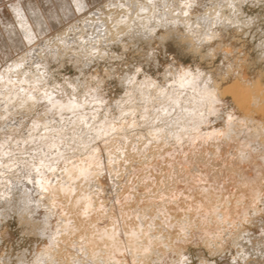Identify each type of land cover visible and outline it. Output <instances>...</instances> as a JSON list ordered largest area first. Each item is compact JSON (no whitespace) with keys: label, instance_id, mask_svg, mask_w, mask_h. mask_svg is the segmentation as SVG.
Listing matches in <instances>:
<instances>
[{"label":"bare ground","instance_id":"obj_1","mask_svg":"<svg viewBox=\"0 0 264 264\" xmlns=\"http://www.w3.org/2000/svg\"><path fill=\"white\" fill-rule=\"evenodd\" d=\"M30 1L31 0H28L27 2L25 1L28 4V5L26 4V6H28V8H27L28 9L27 10L28 13L23 11V9L21 8L22 6H20V3H12V4H15V5H11V7L13 8L12 11L15 13V18H16L17 23H18L17 25L19 26V29H20V30H18V28L17 29H12V28L8 27V25H9L8 22H7L8 25L6 24L7 28H6L5 32L8 33V36H9L8 38L11 39L10 40L11 41L10 45L13 44V47H15V46L17 47L20 44L22 46L23 40L21 38L22 37L21 35H23L25 38H27L31 42L36 37V35L38 34L36 32H39V31L42 32L45 29H48L49 22L50 23H52V22L55 23L56 21H58L57 18H59L58 17L59 13L56 12L58 10L55 11L54 7L60 8L59 10L61 11V16H63L64 18L70 16L71 13L74 14V12L76 10L86 7L85 6L86 5V1L85 0H57L58 2H56L52 6L54 9L53 8L50 9V11L48 12V16H47V13L45 14L46 16H44L42 10H40L41 8H39L37 5L33 4L32 1L31 2ZM70 1L72 2L73 7H75L74 4L76 5V9H75L74 12L73 11L71 12L72 5H71ZM119 1H121V0H119ZM119 1L117 0V3L115 2V4L116 5L119 4L118 3ZM198 1H200L199 3H202L203 0L202 1L201 0H128V1H125V3L131 4L130 7L124 5V8H126V7H128V8H126V9L123 8V10L124 11L126 10L128 13H126L124 11H121L122 10L121 9L120 10L121 13L123 12L125 16L124 15L123 16L115 15L116 17L113 16V18L111 17V15H114L115 13H113V14L111 13L110 14L111 10L113 9V8L110 9V7H113V6H110L108 4V5H106L107 7L96 8V11L93 10V12L95 11L94 14H98L99 13V16H98L97 19L94 18L95 21L93 20V26L95 25L94 28L97 27L98 31H97L96 34L95 33L93 34V32H94V28H93V30H89L87 32V33H90L92 31L91 35L93 37H91V39L89 41H91L92 38L95 41L94 35L95 36L98 35L99 32H100V34L101 33L102 34H104V33L106 34V35L104 34L106 36V38L103 37V35L99 36L100 38L103 37L102 39H100L101 42L102 41L103 42H106V41L108 42V40H110V37H111V40H112L113 37H114V39H115V37H118V36L120 37L121 33H123V35L126 34L125 32H128V37L132 38V39L133 38H135V39L136 38H142V37L143 38L144 37L148 38V35L149 36L153 35L152 33H154V31L156 30V27L158 28V26H164V25H165V29L164 30L167 29V31H166L167 33L166 32H163V33L168 35V34H170V31H171V30H169V33H168L169 24L171 25V27L169 29H171V28L173 29V27L176 28L178 26V24H180V25L182 24L184 26H187L186 29H183V31L187 30L188 26H190L189 28H191V32H189V35L187 33H188V31L190 29L185 31V32H187L186 36H185V33H183L182 31L180 32V30H182V29H180L178 31V32H180V34L183 33V36L181 34L182 37H180V35L178 34L179 37L182 38L183 41L186 40L187 43L190 44V46H193V40H191V39H193L194 36L196 38V36L198 35L197 33H199V36L197 37V40L200 41V42L201 41L202 42L205 41V43H206V41H208V42L210 41L211 42V40L217 35H219L220 37H223L225 35V33L229 34V33L226 32L224 27L223 28L222 27H218L217 28V26H218L217 24L218 23L216 22V20H218L217 19L218 17L219 18H221V17L219 16L220 14L218 13L219 9H217L216 6H215L216 8H212V9L205 8V11H201V12L198 11L199 15H194V18H192L193 14L192 15L191 14H189V15H184L183 14L185 12L188 14V12H190L189 10H191V8L193 9L192 6L197 4ZM215 1H217V0H215ZM218 1H220L219 3H222V5L224 7H225L226 3L230 2V0H227L225 2V5H224V3H223L224 0H223V2H221L222 0H218ZM240 1L242 3L243 0H240ZM106 2H104V3L107 4ZM121 2H120V5H121ZM231 2L232 3H229V4L230 5L231 4L234 5L233 2H235V0H231ZM236 2H237V0H236ZM236 2H235V4H236ZM125 3L123 1V4H125ZM237 3H239V2H237ZM112 4H114V0H113ZM173 4L177 5L176 7H174L175 9L173 8V6H174ZM217 5L219 7L220 4H217ZM135 6H136V8H135ZM206 6H208V5H206ZM117 7H118V5H117ZM226 7H228V9H229L230 7H233V6L229 7L228 5H226ZM201 8H203V7H201ZM219 8H221V6ZM237 8L238 7H236V9ZM116 9L117 8L113 9L112 12H114V10H115V12H117L119 8L117 9V11H116ZM236 9H235L234 13H237ZM233 10H234V8H233ZM233 10L230 9V11H232V14H233ZM43 11H45V10H43ZM176 11L177 12L179 11L180 14L179 15L175 14ZM198 12H197V14H198ZM219 12L222 13V9ZM229 13H230V15H232L231 12H229ZM27 14H29L31 19H30V17L29 18L27 17ZM86 14H88V13H86ZM224 16H222V17H224ZM5 17H4V19H5ZM90 17H88L89 20H90ZM227 17H228V15H227ZM227 20L229 21V17H228V19H226V22H227ZM250 20L251 19H249V21ZM248 22L245 21V23H248ZM53 23H52V26H53ZM84 23L82 22V25ZM111 23H113V24H111ZM230 23H232V22H230ZM230 23L228 22L229 25H230ZM86 24H89L88 21H86V23L84 24L87 27L88 25H86ZM222 24H224V22ZM11 25H13V24H11ZM71 25L73 26V24H71ZM84 25L82 27H84ZM135 25L137 27H135ZM166 25H167L168 28H166ZM219 25H220V23H219ZM232 25H233V23H232ZM238 25H240V22H239ZM248 25H249V23H248ZM75 26L76 25L73 26L74 31H71V33L72 32L74 33L76 31L75 30V28H76ZM179 26H178V28H179ZM193 26H194V28H193ZM221 26H223V25H221ZM224 26L226 27V25H224ZM71 27H70V29H71ZM235 27H236V24H235ZM79 28H78V30H80V31L83 30V28L82 29L81 28L79 29ZM91 28L88 26L87 30L91 29ZM161 29H163V27L160 28V30L159 29H157V30L161 31ZM66 30L64 29V31H65L64 35L61 36V37H58L57 40L52 41L53 39H49V40L47 39L48 41L45 40V41H41V44L38 43L40 45L36 44L34 47L32 46L33 48L30 50V54L31 55L28 54V55H30V59L32 58L31 56L38 55L37 58H36V56H34V57L37 60L39 59V61H40V58H42L41 63L45 64V61H44V57L45 56L41 57L39 55L40 52H42V51H40L41 48H46L47 50L49 49V51H47V52H49L50 54L51 53H56L57 54V51H56L57 49H59L58 50V53H59V51L62 50V47L64 49H66L65 46H67V47L71 46L72 45L71 43H72L73 34H71L72 35V37H71L70 36V32L68 33ZM164 30H162V31H164ZM80 31H78V32H80ZM158 31H157V33H158ZM173 31H174V29H173ZM192 31L196 35L193 36ZM235 32H236V30H235ZM163 33L161 32V34H163ZM190 33L192 34L193 37L190 36ZM236 33H238V32H236ZM77 34L78 33H76V35L74 34L75 37L73 38V42L76 40L75 38H76ZM83 34L81 33V35H83ZM161 34H159V35H161ZM88 35H90V34H87L86 36L83 35V36L86 38ZM232 35H236V34L233 33ZM161 36L164 37V38L166 37L165 35H161ZM228 36L229 35H227L226 38L230 37V36L229 37ZM84 37L81 38L83 41L80 39L82 42H86V40L84 41ZM89 37L90 36H88L87 38H89ZM97 37H96V39L99 38V37L98 38ZM162 37H160V39H164ZM78 38H79V36H78ZM149 38H151V36ZM114 39H113V41H114ZM223 39H224V37H223ZM115 40H117V38ZM220 40H222V39H220ZM76 41L73 44L75 45V43H76V45H78V48H79V46L82 45V44H80L82 42L80 41V43H79L78 42L79 40L77 42ZM89 41L86 42V43H91ZM2 42H5V41H2ZM96 42H97V44H95L96 46H95L94 52H96V55L98 57L99 52L102 51L100 47H102L103 45L102 46H100V44L98 45L99 40H96ZM101 42H99V43H101ZM109 42H111V41H109ZM86 43H84V44H86ZM195 43H197V41ZM199 43H197V44L199 45ZM93 44H94V42H93ZM200 44H203V43H200ZM1 45H3V44H1ZM74 45H72L71 47H74ZM121 45H123V44H121ZM220 45H221V43H219L217 45V47L214 46V48H215L214 51L215 50H219ZM84 46H81V47H84ZM195 46H193V47H195ZM71 47H69L68 49H70ZM93 47H94V45L92 46V48ZM198 47L199 46H197V48ZM2 48H4L6 50V46H4V47L2 46ZM84 48H86V46ZM92 48H90L91 51H92ZM197 48H195L194 50H198L199 49V48L198 49ZM220 48H222V47H220ZM209 49L211 51L212 48H209ZM88 50H89V48H88ZM73 51L75 52L76 50H73ZM87 51L85 52V50H83V48H82L81 52L87 53ZM91 51L89 53H91ZM38 52H39V54H38ZM77 52H79V51H76L75 53H77ZM104 53H105V51H104ZM4 54H7V53L5 52ZM101 54L102 53H100V55ZM61 55H62V53H61ZM85 55L87 56V54H85ZM90 55H92V54H90ZM94 55L95 54H93V56ZM102 55H101V57H102ZM53 56H54V54H53ZM28 58H29V56H28ZM35 58L33 59L34 62L31 60L32 61L31 63H36L37 62ZM87 58L88 57H85V59H87ZM87 61H85V62H87ZM19 64H21V60L19 62H17L16 64H14L13 67L16 66L15 68L17 70V68H20V67H18ZM24 64H26V63H24ZM39 65L42 67V65L40 63L38 64V66ZM46 65L47 64H45V67H47ZM9 66H11V65H9ZM225 67L227 68V67H229V65L225 66ZM188 68L185 69V67H184V70H181L179 73L175 74L173 76V80L171 82H168L167 85H165V84L158 85L159 83L158 84L157 83L154 84L153 82H155V81H153V80H148V81L145 80L147 82L144 81V82H142V84H140V86L137 85L138 88L133 89V91L131 89L132 86L129 85L130 87H128L127 91H125L128 94H126L125 97H123L120 101L118 100L119 102L117 103V104H119L118 106H119V109H120L119 110L120 113H123L124 111L125 112L126 111H128V112L129 111H134L135 109H137V112H138V110H140L139 112H142L144 114V115H141V116H143V118L145 117L144 118L145 120L142 121L143 119H141L140 122H138V120H137L138 123H141V121H142L143 125L141 126V124H142L141 123L140 125L136 124V126L137 127H141V128L145 126L144 127L145 129H139L140 131L142 130L141 134L143 136H141V134H140L141 137L147 136V138L149 137L151 140L155 139L156 142L158 141L157 143L155 142V145L152 143L153 141L151 142L153 144V147H154V146H156V144H158L160 142V140H161L160 138H166V141H168V142H169V140L171 138L169 143H171L173 138L175 139L174 142H176V140L178 142H180V140L185 138L184 134L186 132L188 133L190 131V129L194 130L195 133L200 132V133L204 134V131L201 132L200 127L203 126L202 124H204V126L206 125V123L208 121L207 115L208 114L210 115L211 113H216L217 114V112L218 113L222 112V114L220 116L225 115L228 118V119L227 118L226 119L228 120V123L230 125L234 124V127H235V125L237 126V129L230 126L234 130L236 129V130L239 131V132L236 131V134H238L240 132L244 133L245 139L241 135L242 137H241V140L239 139V141L243 142L242 141V139H243L244 141L246 140L249 143L250 142L251 143L254 142L255 146H256V144L259 145L260 148H258V145L256 147L259 149L258 151H262L261 152L262 155L260 156V154H258L259 152H257V150H255V152H257L258 156L263 157L262 158V162H264V84L261 82V80L258 79V78H257V80H252L250 78L248 79L247 77H246L247 78L246 79L245 76H244V73H243V75L242 74L238 75V74H235L236 72H231V71H229L230 73H228V74H230V76L227 77V78H224V77H225V75L227 74L228 71L224 72L223 75L222 74L219 75L220 77L224 76L223 77L224 79L220 80V77L219 76H218L219 78L217 77L218 74H215L216 72L215 73L213 72V74H215L214 75L215 77H214L212 73H211L212 75H210L209 73H206L205 75L200 74V73H202V71L201 72H197L196 71V73H193L194 71L192 72ZM226 68H225V70H227ZM229 68H228V70H231ZM39 69H40V67H39ZM218 71H221V70H218ZM30 73L32 75L34 74L31 71H30ZM8 74H9V72L7 73V71H6L0 76V96H3L2 98L1 97L0 98L4 102V106H3L4 108L3 109L6 110L4 112H7V113L9 112L8 114L10 115V112H11L10 107H13L12 104H14V106H15V104L17 103L16 105H18L19 108L20 107H22V108H20L19 110L17 108V110L15 109L16 111L14 109H12V111L13 110L15 112H17V111L19 112L20 110L21 111H25L26 113H24V114H28V117L27 116L20 117L21 114L19 113L20 116H18V117H20V119H18V117H14V116L13 117L11 116L10 118L9 117L6 118L7 116H5V113L3 114V110L0 112V113L3 114V115L0 114V157H1L0 158V165H1V161L4 160L3 158H5V159L8 158V160L4 161L5 163L7 162V164L5 165V170L2 169L3 168L2 165L0 166V203H3L2 205H0V222H1V220H3L8 215L9 212L10 213L11 212L17 213L20 217H23V218H27V217L31 218L32 217L34 219H37L38 222H36V223H38V224H36V226L34 228L37 230V233L39 234V236L42 237V238L41 237L40 238L43 239V241L46 242V243L43 242L44 246L41 247V249L39 248V250L37 249L38 251L36 250L37 251L35 253L36 256H35V258L32 261H25V260L23 261L22 259H20L19 262L17 261L14 264H55L57 262V260H59V263H56V264H85V263H88L90 260L93 261L92 263L97 261V263H99V264H119V263H122V261H123L122 259L123 258L125 259L124 262L127 259L125 257L126 255L123 252L125 250H126L125 252L130 251L131 256L134 258V261H132L134 264H151V261H153L155 257H157V258H155V260L156 259L159 260V258H160V260L162 261V264H169L171 261L174 262V264H176V262L178 264H180L181 262L183 263V261L185 262L188 259L187 258V254L184 251V249L186 248L185 246L188 245V244H191V243L196 244V242H204L207 246L210 245L209 247L212 250H214V251L215 250L217 251V249L219 250V249L223 248V246H222L223 243L222 242L211 245L210 240L212 241V237L210 239L209 235H208L209 237H207L206 235L203 234L204 236L202 235V237H206V238L201 239L199 237L201 235H199L197 237V233H196V230H200V227H201V230L203 231V233L208 231V234H210L209 230L211 231L214 228L215 229L217 228V230H218V227H220L221 223H223L225 226L229 225V227L233 225L234 226V227L232 226L233 229H236L235 226H236V224H238L237 229H236V230H238V234H237L236 238H234L235 241L236 240L239 241L238 239L240 238V243H241V238H244V239L246 238L247 240H249L250 243L252 242L251 236L248 234L249 230L248 231L245 230V221H251L253 219V217H254L253 215H256L255 213H256L257 210H255V209L257 207L255 208L254 203L257 201V198L260 195L258 193H260L261 189H264L263 184H262V182L264 183V181H263L264 180V172H263L264 171V169H263L264 168V163H262L263 164V168L261 167L262 165L260 164L261 160L260 161L258 160V162L256 160V162L259 165L256 164V162L253 160L254 159V154L256 155V153L254 152V154L252 156L253 159L251 158V160H249V163L247 162L248 166L247 165L246 166L248 168L247 167L246 168L249 169L250 168L249 167L250 163H251V167H252L253 164H254L253 162H255V164L257 166H259V167H257L255 165L254 166V170L257 167V172L258 171L260 172V170H258V169H260V167H261L263 169V170L261 169L262 174L260 172L261 175L259 176L258 175L259 172L258 173L256 172L254 174V176H253L252 172L254 173L255 171L253 169H250V170H252V171L249 170L251 172L250 174H252V178L250 177L249 173H248V175L251 178V182H249L251 184H249V183L246 184L245 183L246 181L248 182V180L250 181V178L246 179L247 177L245 178V176H244V178H243V176H242L241 177V181L242 182H241L240 180H238V179H240V175H239L238 178L236 176V178H237L236 182L237 181L241 182L240 184L244 187V190L247 189L246 188L247 186L251 185L250 188L248 187L249 191H247V190L246 191H242V189H241L242 186H240V187L236 186L237 188H234L235 187L234 186L235 182L234 183L231 182V183H233L232 186H233V188L235 190L239 189L240 191L244 192V193H241V192L240 193H241L242 197L245 196V195L247 196L248 200L247 199L246 200L248 202H249L248 195H250V202L251 203H248L246 201V204H249V207H252V208H248V206H247L248 209L255 210V212L252 210L253 211L252 213H254L252 216H251L252 213L251 214L249 213L251 210L248 212L250 214V216H248V213H246V211L248 210V209H246V206H245L246 211H244V209H243L244 206L240 208V206L238 205L239 204L238 202H240L239 200H237L238 198L235 199V200H237L236 203H238V204H236V203L234 204L235 200L231 203V201H230L231 197L227 198V195H225V193L222 194L219 191L220 189L217 190V192L219 191L218 193L221 194V195L218 194L219 195L218 196L217 192H216V189H213V187L218 188L216 186H218L220 184L219 182L222 181V180H220L221 178L219 177V176H221V174L224 175V173L226 172L225 174H227V175L230 174V173H231L230 174L231 176H232V174L235 175V173H232L229 169L235 168V166L238 163L240 164V161H241V164H242V160L241 159L238 160L237 158H238L239 155H241V154H243L245 152V147L247 149L251 145L248 144L249 147H247L246 143L245 144L242 143L243 145H245L244 148H243L242 144H239L240 147L244 149V151H243V149L239 148L240 149L239 154L237 152H236V156L234 154L235 159L238 160V161L237 160L234 161V159H231L232 162L234 161L233 163H235L237 161L236 165L234 166L230 162L231 161L230 160V158H231L230 154H233L232 152L235 153L236 149H235V151L231 152V150L229 151V149H230V147H229V149L227 150L228 146L226 145V143H225L226 146L224 145L223 141H224L225 137H223V141L221 140L222 143H219V144L220 145L222 144V146L224 145L225 147H227V148H224V149H226L225 151L229 152V155H230L229 156L228 153H226L227 155H225L226 158H225L224 162L225 163L228 162V161H226V159H227V157H230V158H228V160H230L228 162V164L231 163V165L227 164V167L228 166H230V167L233 166V167H231V168L228 167L227 168L230 173L227 172V171L224 172L222 170L224 173L222 172L221 174H219L221 171L218 170L219 169L218 166L220 165L219 167L222 168L223 165L221 166V162H222L221 160L224 159V157H222V156H224V154H222V153L223 152L225 153L224 150L221 153H220V151H221V149H223L224 146L221 148V146L219 147V144H218V147L220 148V151L217 152L219 149L215 150L217 153H220V155L222 154L220 159H219V157H218L219 154L216 153V155L218 157V159L216 158L217 159L216 161H220V162H218V164L215 165L214 164V163H216V161H214L215 158L211 159V162L213 160V163H211L210 161H209L210 163H205V162L208 161L207 159H209L210 156L208 154H206V155H208V157H207V159L205 158V160H206L205 161L204 158H203L205 156V154L202 153L203 156L201 155V153L197 154L196 148L198 147L199 143H197V146H195L196 148L193 149V147H194L193 145H196V144H194V142H192V144H191L193 146L192 150L193 151L195 150V154H197V159H196V156H195V157H193V161L196 159L195 162L198 164L197 160H200L199 158L202 157L201 160L203 159L204 163H205L203 165L207 164V166H208V165L211 164V166H214L215 168L217 166L218 169H216V171H215L214 167H213L214 170L212 169L211 166H208V167H211V170H213L212 172H214V171L218 172L219 171L218 173H215L217 175L219 174V176L216 177V182L218 181L217 178H219V180H220L219 182H217L218 183L217 184L215 182V176L216 175L215 174H214L215 176L214 175H208V174H213L212 172H209V171L206 172V176L208 175L210 177L207 176V179H206V178H204L205 174H204L203 177L200 174L202 171L204 172L205 169H203L202 167H201L202 171L201 170L199 171L200 168L196 169V170H198L200 172V173H198V175L196 174L197 176L201 175V179L200 180H203L202 178L208 180V178L213 177L214 181L213 180L212 181H213V183L216 184V185H214L210 180H208V182H209L208 185L209 186L214 185L211 188H212V190H215L216 193H213V194H212V190L207 192L208 188H210V187L208 186V188H207V186H205L206 185V181L205 180H204V182L201 181L203 184H201V183H199L200 185L197 184L199 186V188L203 189V193H205V195L203 194L205 199H200L199 196H201V195H200L199 192H202V190H200L199 192H194L195 191L194 187H198V186H196V184H194L195 186L192 187L194 190L192 188H189L191 183L189 185H188V183L190 181H193L192 180L193 176L190 177L189 174L185 173V175L188 176V177L186 176L187 179H189V182L186 183L188 186L187 185L186 186H187V188L191 189L193 192H191L190 190H186V188H185V190L183 189L184 191L181 190L184 187H182L180 190L184 192V195L186 194L185 191L189 192V195L188 196L186 195L187 197L191 196L192 193H193V195H192L193 197H195V196H197V194H199V196H198L199 199L197 197L196 200L200 201V202L196 204L195 201H192L194 203V205L196 204L195 207L192 206L193 204L192 205L188 204L189 202H187V199H189V198L186 199V202H187V204L189 206V207H187V204L186 205L184 204L185 203L184 202L185 199L182 201L183 198L179 199L178 197H177V199H179L182 202H184L183 204L182 203L181 204H177V203L175 204V202H174V205H172V204L168 205L169 203L163 202L164 204H166V205H163L162 201L160 202L162 204H160L159 202H158L159 204H157L156 201H158V200L160 201L159 197H161V196H158V195H155V196H156V198L158 197L159 199L157 198V199H155L156 201L153 200V202L152 201L151 202L148 201L149 200L148 199L149 196L148 197L146 196L147 197V201L150 202V203H146V202L142 201V199L144 200L146 197L143 198L142 197L143 195L141 196L140 193L138 195L139 196V201H140V199L142 197L140 202H143L142 203L143 205L141 203L139 205V203H137V202H139L137 200L138 199L137 198L138 197L137 196V193H138L137 189L138 188L133 183L135 189L137 190V192H134L136 194V196H135V194H133V190H134L133 188H132L131 192L134 195V198L131 197L133 195H131V196L129 195V196H130L131 200L133 198L134 199L133 201H137V202H135V204L137 206H135L134 208H129L130 206L128 204H131V203H129L130 201L128 202V204L126 203L128 201V199H129V197L128 198L126 197L128 195H127V192H125V191H127L126 189L128 188V184H127L128 182H124L123 183V184H127L126 188L123 185V187L125 188V189L122 188L124 190V192L122 190V192L120 193V189L119 188L122 185L121 183L123 181H125L124 179L126 177L130 178L133 173L129 176L130 170L129 171L125 170V172H128L127 173L128 175L126 174L127 176L126 177L124 176L125 178L123 177V181L121 179V181H120L121 185L119 186V184H117L116 182L118 180L117 177L120 176L121 172H120L119 176L117 175L119 172H117V174H116L117 175V177H116L117 180L114 179L116 181L114 183L117 184V185L115 184L116 185L115 187L119 186V188H118L119 190L115 189V191L114 192L112 191V192L113 193L116 192L115 194L117 196L121 195L123 197V200H122L121 199L122 197L119 196L120 199H121V202L119 204L117 203V207L119 206L121 208V210H120V214H121L120 218L122 219V223L123 224H120V223L117 222L118 218H117L116 221L113 219L114 218V216H113L114 214L113 213H112L113 214L112 215V214H108L107 213L108 211L105 212L106 210H109V208H110L109 206H108L109 207L108 208L106 205H103L102 203H101V206H100V204L98 202H96V201L94 202V198L92 197L94 195V193L92 194V196L88 195V194H90L89 192L87 193V190L89 189L88 186H89V184L91 182H93V183H95V182L97 183L98 182L99 183V181H101L99 177H100V170H101L102 167L100 165V161L101 160L98 161L100 159V158H98V155H97L98 148L102 149L103 147H105L104 148L105 150L104 149H102V150L106 151V153H109V157L108 158L105 157V159L107 158L108 162L111 165L109 169H111V168L113 169L114 168L113 172H115L117 169H120V168H117V167H118V165L121 164V162L118 163L117 161H119V159L118 158H114L112 155L114 154V152L120 151V149H121L120 147L123 146V144L122 145L119 144V141H121V140H119V138L117 137L121 133V132L120 133H117V132H119V130L122 129L123 123L121 124L122 126L119 124V126H121V128H120L116 124L117 122H116L115 118L112 117L113 118L112 119L111 117L107 116L106 114H102L101 109L104 108V107H107L106 106V102H105L106 98L103 97L102 94H100V92H98L99 90L98 91H92L93 89L91 87H89V86H87V87H89V89H86V90L82 91V93L77 91V88L79 86L78 87L75 86L74 85L75 83L72 84V82H71V85L74 87V88L71 87L72 89L70 88V82H69V87L68 86L67 87L66 86L65 87L61 86L58 89V87L56 86V87H52L53 88L52 89L51 87H49V85L51 83H54V82H51L49 85L47 84L48 86L46 88H44V86L42 84L44 79L41 80L40 79L41 76H39V75L37 76V74H36V77L39 78L40 80L35 78L34 75H33L34 79H33L32 76L29 77V75H28V78H31V79H28V80H31L30 83L34 82V81H32V79L35 80V83L38 82V81L42 82V83H39V84L38 83L37 84L33 83V85H32V83H31V85L28 84L29 81L27 80V78H25V79L23 78V76H22L23 74L22 75L20 74L21 77L18 78L20 76L19 75L17 77L18 79L15 78L16 76L13 77L15 80L17 79L16 81L12 77H9ZM44 74L46 75V72H44ZM226 76H228V75H226ZM132 79L129 78V79L124 80V81H128L127 83L131 84L133 82ZM25 80H27L28 82L25 81ZM46 81L48 82V79ZM137 83L139 84L141 82H137ZM165 83H166V81H165ZM40 84H42L43 88L41 87ZM134 84H136V82ZM156 84H157V86H156ZM39 85H40V88H38ZM32 87L35 88V91L38 88V91L40 89L41 91L45 90V92L42 93L40 91L42 94H40L41 97H39V95H37V93L35 94V92L33 91L34 89L31 90ZM90 88H91V90H90ZM137 90L138 91L140 90V93H138L139 96L138 97H134V94H136ZM228 94L231 95L234 98L233 103H229L227 101V99H226L227 96L226 95H228ZM137 98H139L141 101H143V103L141 102V104H140V102H136V101H138ZM14 102H16V103H14ZM154 104L156 106L152 107ZM0 105H2V104H0ZM38 107H41L42 110L41 109L40 110L42 111L41 113H43L44 116H43V114L42 115L40 114L41 117L40 116H36L35 114H33L34 116L31 118L30 117L32 115L31 113L34 112V111H37ZM13 108H15V107H13ZM43 110L45 112H43ZM106 111H107V109H106ZM29 114H31V115L29 116ZM36 114H38V112H36ZM45 114H46V116H48V118H45L46 117ZM15 115H17V114H15ZM132 115L135 116L133 113H132ZM215 115L213 114L212 116H215ZM3 116H5V118L8 120V122L6 121V119H4ZM217 116H219V114H217ZM217 116H215V118L220 119V116L219 117H217ZM222 119H224V118H222ZM26 121H27V123H26ZM120 121L123 122V120H120ZM120 121L118 120V123ZM129 121H131V120H129ZM125 122H126V120H125ZM127 122H126V124H128ZM221 122H223V121H221ZM224 122H226V121H224ZM133 123H136V120ZM209 123H207V124L209 125ZM224 124H223L224 127H225V125L228 126L227 123L225 125ZM130 125H132V123L129 124V126L125 125V128L127 129V131L129 129L131 130V128L134 126V124H133V126H131V128H127V127H130ZM137 127H136V129H137ZM219 127L218 126L215 127L216 130L211 127L215 132L217 131L216 132L217 134L215 132H212V134L213 133L216 134L215 135V139H216L217 136H219L218 135V130H217V128L219 129ZM230 127L226 128L225 130L222 127L223 130L220 128L219 131H221V134L224 131L225 134H223V135L225 136L226 134H228L227 132H229V128ZM125 128H123V132H124ZM207 130H209V129H207ZM207 130H205L206 131L205 135L208 133ZM226 130H228V131L225 132ZM230 131H232L234 133V137H235V135H236L235 131H233L232 129ZM125 132H126V130H125ZM132 132L133 131H131V133ZM232 132H229V134L231 133V135H232L233 134ZM116 133H117V135H116ZM195 133H193L192 135H196ZM200 133H199L198 136L196 135L195 137H199ZM243 133H240V134H243ZM123 134H120V136L121 137L124 136ZM209 134H207V135H209ZM110 135L114 136L113 137L114 140L111 138ZM188 135H189V137H192L191 133L187 134L186 136H188ZM231 135H229V136H231ZM133 136L134 135H132V137ZM136 136H137V134H136ZM209 136H211V135H209ZM209 136H208V138H209ZM212 136L210 137L211 139L213 138L211 141H210V139L207 140L206 139L207 137L205 139L203 138L204 140L202 139V141L204 142L206 140L207 142L210 141L212 143V141L214 140V137H212ZM238 136L240 137V135H238ZM115 137H116V139L119 140V141L118 140L116 141L117 142L116 145H118L120 147L114 146L115 144L113 142L115 141ZM132 137H130V138H132ZM168 137H169V139H168ZM182 137H184V138H182ZM195 137L191 138V139L194 140V139H196ZM228 137L226 139H228ZM110 138L113 140V142L112 141L108 142V139H109V141L111 140ZM133 138H132V141L133 140H137V138L136 139L135 138L133 139ZM229 138L231 139V138H233V136H231ZM150 139H148V140H150ZM200 139H201V137L199 138V140ZM219 139L217 137V140H218L217 143L220 141ZM234 139L236 140V139H238V137L236 136V138H234ZM98 140H101L102 144H105L104 143L105 141L108 142V143L106 145H104V146L102 145L103 147L100 146L101 148L100 147L97 148V147H95V145L99 144V142H97L98 144H96V141H98ZM123 140L121 142H123ZM163 140H164V142H163ZM189 140L187 141V140L184 139L185 144L188 143ZM127 141H128V139H127ZM127 141H126V143H127ZM129 141H131V140L129 139ZM206 141H205V143H207ZM237 141L238 140H236L235 143ZM162 142H161L160 146L164 147L163 145L165 144V139H162ZM168 142H166V143H168ZM213 142H216V141L214 140ZM227 142L229 143V141H227ZM136 143L131 142V143H129V147H127L126 149L125 148L122 149L125 152V154H124L125 157H128V155L129 156L131 155V150L132 149L135 150V148L137 147ZM141 143H143V142H141ZM190 143H191V141H190ZM209 143L206 144V145H209L210 148H211L212 144L210 145ZM144 144H145V146L141 147V149H139V152L141 154L135 153L136 154V156H134L135 158L133 156L131 158V156H130L131 163L133 164L134 161L138 162L139 164H137V163L136 164L138 165V167L140 166L139 168L141 170L138 173H134L135 175H133V179L131 181L133 182L137 178V180L135 182L137 184V181L140 180L138 178L143 176V179H144V180L142 179L143 182L144 181L146 182L148 180V182H150V184L153 185V186L150 187V184L148 183V185H149L148 188H152V187H155L154 185H156L157 183H160V181H162V180L163 181H167V177H168V175L171 174V173L169 174V172L171 170L167 174L166 173L167 171H166V168H165L166 165L164 164L165 165L164 166L163 163L167 162V164H170V163H168V161L170 162V160L168 158L169 157L171 158V156H169L168 158L166 157L168 159V161H164V160H166L164 158V160H163L164 162L163 163L161 162L162 160L161 161L159 160L161 165L164 166V168H162L161 165H159L161 167L157 168V166H154V165L159 164V163L153 162V163H156L153 166L156 167L157 170H159V168H161L164 171V173L167 174V176L162 174L163 171L161 170V177L158 176V178H160V179H158L159 181L156 183L157 177L151 178L152 175L155 174L154 173L155 172L154 171V167L152 166L151 161H149V158L151 159L152 157L148 156V153H150L148 151L149 150L153 151L152 150L153 147L152 148L150 147V145H151L150 142L147 143V145H146V142H144L143 145ZM173 144H175V143H172L171 147H169L172 150L171 154L175 153V152H173L175 149L177 150V151L175 150L176 153L177 152L178 153H183L188 148H190L188 145H185V146L183 145V147H186V146H188V147H187L186 150L182 149L183 152L182 151L180 152L178 150L180 148V146H179L180 144L177 143L178 144L177 146H179V147L176 146L177 148H173V147H175ZM200 144H203L204 146H206L204 143H200ZM233 144H231L232 145L231 148L233 147ZM99 145H101V144H99ZM108 145L113 146V147H108ZM125 145H127V144H125ZM172 145H173V147H172ZM215 145L216 144L213 143V146H212L213 148H211V149H214L215 147H217V145L216 146ZM236 145L234 144V146H236ZM140 146L141 145L139 143L138 148ZM160 146H158V147L160 148ZM181 146H182V144H181ZM204 146H203V148H204ZM209 146H207V147H209ZM251 147H253V146H251ZM138 148H137V150H138ZM159 148H157V149H159ZM169 148H168V150H169ZM235 148L238 149L237 146ZM257 148H254V149H257ZM134 150H132V151H134ZM168 150L166 149V152L163 151V153L165 152L167 155H169L168 152H167ZM189 150H191V149H189ZM203 150H204L203 152H206L205 149H203ZM232 150H234V149H232ZM250 150H247V151L250 152ZM210 151H211V154H212V157H213L215 155L214 154L215 151L214 150H209V154H210ZM12 152H16V153L19 152L20 154L23 153L24 155L19 157L20 154L17 153L18 154V155L16 154L17 156L16 155L12 156L13 155ZM27 152L29 154H27ZM135 152H138V151L135 150ZM187 152L186 153L184 152V153L187 154ZM198 152H200V151H198ZM11 153H12V155H11ZM103 153H105V152H103ZM120 153H123V152H120ZM120 153H117V154H120ZM155 153L157 154V151ZM165 153L160 155L159 152H158V154L160 156H163V155L166 156ZM169 153H170V151H169ZM176 153H175L176 157L178 155L180 156V154H178V153L176 154ZM191 153L193 154V152H191ZM191 153H190V155H191ZM245 153L246 154L245 155L243 154V155L245 157H247V153L248 152H245ZM6 154H8V155L6 157H3V155H6ZM71 154L75 155V157H73V155H71ZM132 154H133V152H132ZM151 154H152L151 156H153V157L155 156L154 153L151 152ZM158 154L156 156H159ZM248 154H250V153H248ZM114 155H116V154H114ZM198 155H199V158H198ZM200 155H201V157H200ZM118 156L120 158V155H118ZM160 156H159V158H160ZM175 156L173 154L172 158H174ZM187 156L188 155H185L184 157H187ZM258 156H256V157H258ZM214 157H216V156H214ZM234 157H232V158H234ZM245 157H243L244 158L243 162L245 160ZM260 157L258 159H261ZM178 158L179 157L176 158V162H177ZM239 158H241V157H239ZM157 159H158V157H157ZM180 159L186 160L185 158H181V157H180ZM187 159H189V158H187ZM126 160L127 159H125V161ZM128 160H130V159H128ZM182 160H180V161H182ZM247 160H248V157H247ZM252 160H253V162H252ZM154 161H157V160H154ZM180 161H179V163H180ZM102 162L103 161H101V163ZM172 162H174V161H171V163ZM176 162H174V163H176ZM182 162H184V161H182ZM202 162L200 163L201 166H202ZM245 162L243 163L244 165L246 164ZM128 163H129V161H128ZM122 164L125 166L124 162ZM191 164H192V161H191ZM195 164L193 166H191L192 168H194V170H195V168H197L195 166ZM222 164H224V163L222 162ZM145 165L146 166L148 165V167L150 166L149 168L148 167L147 168L150 170V172H153V174L150 173V175H148L150 177L147 176L148 178H146V176L144 177V172L145 171H144L143 168H146ZM174 165L176 166L177 171H178V169H179L178 166L179 165L177 166V164H173L172 163L170 168L173 169V171L176 170V168L174 169V167H175ZM186 165H187V163H186ZM186 165H183V167L185 166L184 168H187ZM224 165H226V164H224ZM242 165H240L239 169L237 168V170H242V172H244V175H245V171L247 169L246 168L244 169L245 166H243V169L245 171L243 169H241ZM126 166H127V168H129V169L131 168V170H132V167H131L132 165H130V163H129V165H126ZM172 166H174V167L172 168ZM108 167H109V165L107 166V168ZM135 167H136L135 169L138 168L137 166H135ZM205 168H206V166H205ZM109 169H107V170L109 171ZM151 169H153V170H151ZM235 169H233V170L235 171ZM121 170H122L123 173H125L123 171V169H121ZM145 170H147V169H145ZM149 170L146 171L147 174H148ZM196 170H195V172L197 173L198 171H196ZM224 170H226V168ZM237 170H236V172H237ZM102 171H103V169H102ZM179 171H181V169ZM179 171L177 173H179ZM249 171H247V172H249ZM158 172L159 171H157V173ZM175 172L176 171H174L173 173H175ZM192 172L194 173V171H192ZM146 173H145V175H146ZM177 173H175V174H177ZM193 173H190V174H193ZM101 174H103V172ZM159 174H160V172H159ZM183 174H184V172H183ZM237 174H242V173H238L237 172ZM163 175L166 176L165 180H164V176ZM179 175H182V174H179ZM193 175H195V174H193ZM112 176L109 175V179L110 178H114ZM121 176H123V175L121 174ZM155 176H157V175H155ZM174 176L175 177H173V176L171 177V180H173V179L176 180L179 177L178 175H177L178 176L177 178H176V175H174ZM182 176H184V175H182ZM226 176L224 178H226ZM228 176H227V178H229V180L231 181V178L233 176L232 177L231 176L228 177ZM180 177H179V179H180ZM189 177L192 178V179L190 180ZM154 178H155V180H154L155 183L153 181H150L151 179H154ZM161 178H163V179H161ZM169 178H168V180H169ZM184 178H185V176H184ZM242 178L244 180H242ZM253 178H255V179L252 180ZM245 179H246V181H245ZM119 180H120V178H119ZM126 180L130 181L128 179H126ZM180 180H182V177H181ZM184 180H182V181L184 182ZM110 181H111V179H110ZM170 181H168V182H170ZM223 181H224V179H223ZM230 181H228V182H230ZM243 181H244V185H243ZM140 182H141V180H140ZM151 182L154 183V184H152ZM181 182H180V184L178 182V184L181 185ZM195 182L196 181H194V183ZM228 182H226V183L231 185V183H228ZM98 183H97V185H98ZM114 183H113V186H114ZM161 183H160L161 189L159 187V189L156 188L155 190H156V193H157V191L162 190V192L160 191V193H162L161 194L162 197H164V196L166 197V195H164V193L168 194V191H170V190H171L170 191L171 193L172 192L174 193L176 191V190L174 191L171 188L169 189V184H168L166 189H169V190L168 191L164 190V191H166V192H164L163 188L165 186L163 185V187H162ZM164 183L165 182H163V184ZM211 183H212V185H211ZM222 183H224V182H222ZM172 184L173 183L171 182L170 185L171 186L174 185V188H175L176 185L175 184L172 185ZM227 184H225V185L227 186ZM245 184L247 185L246 187H245ZM130 185H132V183ZM220 185H219V188H220ZM222 185H221V191L223 189H225V188H222V187H224V184H222ZM229 185L227 187H229ZM101 186L103 187L102 184H101ZM139 186H141L140 183H138V187ZM145 186H146L145 188L147 189V185L146 184H145ZM183 186H185V185H183ZM203 186H205L207 188V191H205V187L202 188ZM89 187L92 188V187H95V186H92V184H90ZM141 187H143V186H141ZM231 188L232 187H230L229 189H231ZM93 189L94 188H92V190ZM139 189L142 190V188H140V187H139ZM175 189H177V188H175ZM255 189H257V190L255 191ZM98 190H96V188L94 189V191H96V192ZM136 190H134V191H136ZM148 190H150V189H148ZM177 190L180 191L179 187H178ZM88 191H90V189ZM103 191L105 192V190H103ZM150 191H152V190H150ZM154 191H152V192H154ZM178 191L175 192V196L173 194H172V196L176 197V193H177V196H181L182 197V195L180 194L181 191L180 192H178ZM231 191H230V193L232 194V192L234 190L232 192ZM99 192H100V190H99ZM101 192L99 194L104 195L103 194L104 192L103 193H101ZM140 192H143V191H140ZM170 192H169V194L171 195ZM190 192H191V194H190ZM227 192L228 191L226 190V193ZM236 192H237V190H236ZM255 192H256V194H258L257 196H256ZM129 193L130 192H128V194ZM178 193H179V195H178ZM230 193L228 192V196L230 195ZM169 194H168V196H169ZM151 195H152V193H151ZM215 195L218 197V202H219L218 204L219 205L215 201V199L217 198V197L216 198L214 197ZM223 195L227 199L223 198ZM97 196L100 197V199L103 197V196L96 195V197ZM117 196H116V198H117ZM212 196L214 198L213 200H212ZM232 196L236 197V194L232 195ZM94 197H95V195H94ZM165 197L163 198L164 200L163 199L162 200L165 201V199H167L166 201H169L168 198L167 197L165 198ZM193 197H192V199H193ZM221 197H222V202H224V207L226 209H228V210L223 209V205H221L222 202H220V199H219ZM242 197H239V199L240 198L241 199L244 198V197L243 198ZM135 198H137V199H135ZM201 198H202V196H201ZM97 199L99 201V198H97ZM114 199H115V196H114ZM192 199H189V201H191ZM209 199H211V201H214L218 205L217 211L220 210L219 209L220 205L222 207V210H220L219 212H215V211L213 212L211 210L212 208L209 209V206H211V204L214 203V202H211ZM231 199H234V198L232 197ZM172 200L175 201L174 198H172ZM244 200L243 201L241 200V202H243L241 204L246 205L244 203L245 202ZM258 200H260V197L258 198ZM101 201H99V202H101ZM106 201H107V199H106ZM144 201H146V199ZM170 201H171V198H170ZM173 201H172V203H173ZM257 202H260V201H257ZM94 203L96 205L98 203L99 206H100V209H102V210H100L99 208H97V209L93 208L92 210L96 209V210H94L95 211V215L94 216H92V214H94V211L93 212L90 211L92 214L91 213L86 214L87 212H89L90 208L95 206ZM104 203L106 204V202H104ZM111 204H113V203H111ZM190 204H191V202H190ZM250 204L252 206H250ZM115 205H116V203H115ZM131 205H133V203ZM105 206L108 209H106ZM111 206H113V205H111ZM214 206H212V207H214ZM216 206H215V208H213L214 210H216ZM103 207L106 210H104ZM178 208H179V210H178ZM207 208L209 210H211L210 213H209V210ZM238 208L241 209L240 213H239V209ZM87 209H88V211L87 212H83V213L86 214V215H90L92 217L89 218V216H87V219L85 220L84 218L86 217V215H85V217H83V216H81V214H82V210H87ZM111 209H113V208H111ZM111 209H110V211H111ZM180 209H183L184 211L181 210L182 212L179 213ZM189 209L190 210L193 209V212H196V209H200V211H201L200 214L203 213L202 210L206 211V213H203L201 215L202 219L198 220L200 216H198V215L194 216L195 214L194 213L191 214L192 212L190 211L191 212L190 213ZM113 210H115V209H113ZM102 211L104 213H102ZM127 211L131 212V214H132V212L135 215L137 214V218H139L138 221L137 220L135 221V219H132L133 218L132 216H131V218L129 217V219H131V220L126 219V216L128 214ZM184 212H186L188 214L190 213L189 215L187 214L189 216V218H187V216L185 217L186 213H184ZM229 212H232V213H235V214L238 212L239 215H240V218L237 221H235V219H233V218H231L229 216V214H230ZM106 213H107V215L104 216V214H106ZM102 214H103L105 219L110 220L109 223H108V221H105L104 218H102L103 217ZM205 214H206L207 217H202ZM235 214H230V215L232 217L236 218L238 215H235ZM99 216L105 222H107V225L109 227H104V226L103 227H99L100 224L98 225V223H97V225H95V223L97 221L99 223H100V221H102V220H100ZM195 217H197V219H195ZM146 218H148V219H146ZM33 221L35 222L36 220H33ZM28 222H29V220H28ZM86 224L88 225V227H87ZM162 224H163V226L161 227L162 228L161 229L160 226ZM174 224H176V226L179 225V226H177L178 228L175 229V230H178V232H180V233L183 232L182 233L183 235L178 237L177 235L174 234L175 231L172 230V229H174V227H173ZM83 225H86V228H89L91 226L93 228L91 227V229H89V230L87 229V230L84 231L85 228H83ZM211 225H212V227H211ZM58 226H60V228H58ZM158 226H159V228H158ZM156 227L159 230L156 229ZM163 227H164V230H163ZM208 227H210V228H208ZM221 227H223V226H221ZM157 230H158V233H157ZM171 230L174 231V232H171ZM194 231H195V233H194ZM218 231H220V230H218ZM221 231L223 233V228H222ZM141 232L144 233V234L142 233L144 235V238H143V235L141 234ZM212 232H214V231H212ZM201 233H199V234H201ZM74 235H75V237H74ZM140 235L143 238L142 240H141V238H139V237H141ZM217 236L221 237L220 233H218V235H216V238H217ZM71 237L72 238L74 237V238L72 239ZM178 238H180L181 242H180V240H178V242H177L176 239H178ZM198 238L201 239V240H199ZM262 238H263V236H262ZM237 241H236V243H237ZM137 242H140V243L138 244ZM162 242H164V243H162ZM57 245L58 246L61 245V247H60L61 248V252H60V249L54 251V248L58 249ZM62 245H63V248H64V246H65V248H67L66 250L64 248L65 251H69L71 249L70 247H72V248H74V250L76 249L77 252L76 251L74 252V250H73V253H72V251H70L72 253L71 254L72 257L70 258V256H69V258H70L69 259L68 256L66 257L65 253L60 254V253H62L64 251L63 248H62ZM172 246L175 249H172L173 248ZM243 248L244 247L241 245V249L240 248L239 249L242 251ZM257 248L259 249V247H257ZM107 250H109V252ZM261 250L264 251V249H262V247H261ZM104 252L106 253V255H109V256L103 255ZM66 253H68V252H66ZM79 253H83V254H79ZM107 253H109V254H107ZM121 253H122V256H120ZM85 254H87L86 255V256H88L87 258L83 257V255H85ZM123 254H124V256H123ZM1 256L2 255L0 254V258H2ZM131 256H130V259L132 258ZM150 256H153L154 258L151 259ZM249 256L250 255H248L247 259L243 258V260H245L246 264H249L252 261L250 259L252 257H249ZM121 257H122V259H120ZM96 258H97V260H95ZM240 258H242V257H240ZM88 259H90V260H88ZM3 261L4 260L0 259V264H3ZM97 263H95V264H97Z\"/></svg>","mask_w":264,"mask_h":264},{"label":"rangeland","instance_id":"obj_2","mask_svg":"<svg viewBox=\"0 0 264 264\" xmlns=\"http://www.w3.org/2000/svg\"><path fill=\"white\" fill-rule=\"evenodd\" d=\"M16 1V2H15ZM28 1V0H0V76L4 73V72H6L7 71V73L9 72V77H15V78H17L20 74L23 76V78L25 79V78H27V80L28 79H31V78H28V75H29V77H33V75H34V77L35 78H37L36 77V74H37V76L39 75V76H41V80H43L44 79V81H43V83L40 81H38V82H36L35 83V80H33L34 79V77H33V79H32V81H34L33 83H35V84H39V83H42L43 84V86H44V88H46L51 82H54V83H51L50 85H49V87H58V89H59V87H61V86H63V87H69V82H70V88L72 87V88H74L72 85H71V82H72V84L73 83H75L74 85L75 86H79L78 88H77V91L78 92H80V93H82V91H84V90H86V89H89V87H91L93 90L92 91H98V92H100V94H102V96L103 97H105L104 99H105V102H106V106L108 107H104V108H102L101 109V111H102V114H106L107 116H109V117H113V118H115L116 119V124L119 126V124L121 125L122 123H123V126H122V131L121 130H119V132H117V133H120V134H123L124 132H125V130H126V132L123 134L124 136H120V134H119V136H117L118 138H119V140H123V142H121V141H119L118 139H116V137H115V141L113 142V140H114V136L113 135H110L111 136V138L113 139H111L110 141H109V139H108V142H113L115 145L114 146H116V147H120V146H118V145H116V141L118 140L119 141V144H123V146L122 147H120L121 149H120V151H116V152H114V154H116V155H112L114 158H118L119 159V161H117L118 163H120L121 162V164L120 165H118V167L117 168H120V169H117L115 172H113V170H114V168L112 169H109L110 168V163L108 162V160H107V158L109 157V153H106V151H103L102 149H104L105 147H103L104 145H106L108 142H104L105 144H102V142H101V140H98V141H96V144H98L97 142H99V144H101V145H95V147H100V146H102L103 148L102 149H99L98 148V151H97V155H98V158H100L98 161H103L102 163H101V161H100V165H101V170H100V180L101 181H99V183H98V185H97V183L95 184V183H93V182H91L90 184H92V186H95V187H92V188H96V190H100V192L101 193H103L104 191L103 190H105V192L103 193L104 195H102V194H99L100 192H99V190L96 192V191H94V189L92 190V188L91 187H89L90 186V184H89V186H88V188L90 189V191L92 192H90V191H88L87 190V193L89 192L90 194H88L89 196H92V194L94 193V195H95V197H94V195L92 196L93 198H94V202L96 201V202H98L99 204H100V206H101V203L103 204V205H106L108 208H109V210H106V209H108L106 206H105V208H104V210H106L105 212H107L108 214H112L113 216H114V220L116 221L117 220V218H118V220H117V222L118 223H120V224H123L122 223V219L120 218V216H121V214H120V210H121V208L118 206L117 207V203L119 204L120 202H121V199L123 200V197L121 196V195H116L115 193H113L114 191H115V189H117V190H119L120 189V193L122 192V190L123 189H125L126 187H127V184H128V188L126 189L127 191H125V192H127V195L128 196H126L127 198L129 197V199H128V201L126 202L127 204H128V202L129 203H133V205H131V204H128L129 206V208H134L135 206H137L136 204H135V202H137V201H133L134 199V195L133 194H135L134 192H137V190H138V193H137V196L139 195V193H140V195L143 197V198H145L146 196L148 197L149 196V200L148 201H152L153 202V200H155V199H157L156 198V196L155 195H158V196H161V197H159L160 198V201L158 200V201H156V203L157 204H159L161 201H162V203L163 202H165V203H169L168 205H170V204H172V205H174V202H175V204L177 203V204H183L184 202V204L186 205L187 204V202H189L188 204L189 205H192L193 207H195L196 206V204L197 203H199L200 201H197L196 199H197V197L199 196V194H197V196H195V197H193L192 195H193V193L191 194V192H193L191 189H189V188H192L193 186H195L194 184H196V186H198V185H200L199 183H201V184H203L201 181H203L204 182V180L206 181V185L205 186H207V188H208V184H209V182H208V180H210L212 183H213V181H214V179H213V177H211V178H208V180H206L207 179V176L208 175H214L215 173H218L219 171H221L219 174H221L223 171L225 172V171H227V172H229L228 171V167L229 168H231V167H233V166H228L227 167V164H228V162L231 160V159H234V161L235 160H242V164L247 160V157H248V160L245 162L246 164L244 165H242L241 164V161H240V164L238 163L237 165H236V162L238 161H236L235 163H233L232 162V160L230 161L231 163H232V165H236L235 166V168H231V169H229L232 173H235V175L234 174H232V176L230 175V174H228L229 176H231L230 178H231V181L229 180V178H227V174H225L224 172V175L223 174H221V176H219V174L217 175V174H215L214 176H215V182H216V177H220L221 179L220 180H222V181H220L219 180V178H217V182H219L220 184L222 183V182H224V183H222V184H224V187H222V188H225V189H223L222 191H221V185H220V188H219V185L218 186H216V187H218V188H215V187H213L214 185H216L215 183H213L214 185H212V183H211V185L212 186H209L210 188H208V191H207V188L205 187V186H203L202 188H204L205 187V191H207V192H209V191H211L212 190V188L211 187H213V189H216V192H217V190H219L222 194H224L225 193V195H227V198H234V199H231L230 198V201H231V203L235 200V199H237V200H239L240 202H238V203H236L237 202V200H235V202H234V204L236 203V204H238L239 206H240V208L241 207H243L244 206V211H246V209H248V208H252V207H249V204H246V201L248 200L247 199V196L245 195V196H243L242 197V195H241V193H244V192H242V191H249L248 190V187L250 188V186H247L246 184L247 183H249V182H251V178H252V174H253V176H254V174L257 172V167H259V166H257L256 164H258L257 162H258V160L260 161V164L262 165L261 167L263 168V164L262 163H264V162H262V158L263 157H260L261 155H262V151H258L259 149L258 148H260L259 147V145L258 144H256V146L258 145V148L255 146V143L254 142H247L246 140V142L242 139V141L243 142H241V141H239V139L241 140V137L243 136V138L245 139V135H244V133L243 132H240V133H243V134H240V133H238V134H236V131H238V130H236L237 129V126L235 125V127H234V124L233 125H230L229 123H228V118L225 116V115H222V116H220L221 114H222V112H217V114H219V116H220V119H218V118H215V116H217V114L216 113H211L210 115L208 114L207 115V117H208V121L210 122H208L207 121V123H209V125L206 123V125L204 126V124H202L201 126L202 127H200V130H201V132H203L204 131V134L203 133H200V132H198V133H195L194 132V130H192V129H190V131L187 133V134H189V133H191V136L192 137H189V135L188 136H186L185 134H184V136H185V138L184 137H182V138H184L185 140H189V144L188 143H186L185 144V142H184V139H182V140H180V142H178L177 140H176V142H174L175 141V139L173 138L172 139V141H171V143H169L170 142V140H171V138H170V140H169V142L168 141H166V138H160L161 140H160V142L158 143V144H156V146H154L153 147V144L155 145V142H156V140L154 141L153 139L151 140L149 137L147 138V136H145V137H141V136H143L142 134H141V131L139 130V129H145L144 127H137L136 126V124L137 125H140L141 123H142V121H144L145 119V117L143 118V116H141V115H144L142 112H139L140 110H138V112H137V109H135L134 111H124L123 113H120V109H119V104H117L123 97H125V95L126 94H128V93H126L125 91H127V88L128 87H130L129 85H131L132 87H131V89H132V91H133V89H136V88H138L137 87V85H139L140 86V84H142V82H144L145 80H153V81H155V82H153L154 84L155 83H159L158 85H162V84H165V85H167V83L168 82H171L172 80H173V76L175 75V74H177V73H179L181 70H184V67H185V69H187L188 67V69H190L193 73H196V71L197 72H201L202 71V73H200V74H203V75H205L206 73H209L210 75H212L213 74V72L215 73V74H218L217 75V77L219 76V75H223L224 74V72H226V71H228L227 72V74L226 75H228V76H226L225 75V77L224 78H227V77H229L230 76V74H228V73H230L229 71H231V72H236L235 74H242L243 75V73H244V76H245V78L247 77L248 79L250 78V79H252V80H257V78L258 79H260L261 80V82L264 84V0H243L242 1V3H241V1L239 0H237V2H239V3H237L236 2V0H235V2H236V4H235V2H233L234 3V5L233 4H229V3H232L231 2V0H230V2L229 3H226V5H228L229 7L230 6H233V7H230L229 9H228V7H226V5H225V2L227 1V0H224V2H223V0L221 1V2H223L224 3V5H225V7L222 5V3H219L220 1H213V0H201L202 1V3H199L200 1H198L197 2V4H195L194 6H192L193 7V9L191 8V10H189L190 12H188V14L186 13H183L184 15H189V14H193L192 15V18H194V15H199V12H201V11H205V8H207V9H212V8H216L217 7V9H219L218 10V13L220 14L219 16L221 17V18H217L218 20H216V22L218 23L216 26H217V28L218 27H224L225 28V30H226V32L227 33H229V34H226L225 33V35L223 36L224 37V39H223V37H220L219 35H217V36H215L212 40H211V42L209 41H206V43H205V41H198L197 40V37L199 36V33H197L198 35L196 36V38H195V36L194 35H196V34H194V32L192 31V34H193V36H194V38L193 39H191V40H193V46H195V47H193V46H190V44L189 43H187V41L186 40H182V38H180V37H182L183 36V33H185V36H186V33L187 32H185V31H187V30H189L188 31V35H189V32H191V28H189L190 26H188V28H187V30H185V31H183V29H186V27L187 26H184V25H180V24H178V26H179V28H178V26L175 28V27H173V29H174V31H173V29L171 28V29H169L170 27H171V25L169 24V28L167 27V25H166V28H168V33H169V30H171L170 31V34H165V33H163V32H166L167 31V29L166 30H164L165 29V25L164 26H158V28L156 27V30L157 29H159L160 30V28H162L163 27V29H161V31H158V33L159 34H161V32L163 33V34H161V35H165L166 37L164 38V37H162L161 35H159L158 33H157V31L155 30L154 31V33H152L153 35H150L151 36V38H149L150 36L148 35V38L147 37H142V38H129L128 37V32H125L126 34H124L123 35V33H121L120 34V37L118 36V37H115V39L117 38V40H115L114 39V37L112 38V40H111V37H110V40H108V42L106 41V42H101L100 41V39H102L103 37H105L106 38V34L104 35V34H100V32H99V34L98 35H94V37H95V41H94V39L92 38V40L91 41H89L90 39H91V37H93L92 35H91V32L90 33H87L89 30H93V28H94V26H93V20L95 21V19L94 18H98V16H99V13L98 14H94V12L96 11V8H100V7H107L106 5H110V6H113V7H110V9L111 8H113V9H115V8H119L118 9V11H117V9H116V11L119 13H117V12H115V10H114V12H112L113 11V9L111 10V12H110V14L112 13H115L114 15H111V17L113 18V16L114 17H116L115 15H118V16H123L124 15V13L122 12L121 13V11H124L123 10V8H124V5L125 6H129L130 7V5L131 4H129V3H125V1H128V0H123L124 1V3L125 4H123V1L121 2V1H119L118 3L119 4H117L118 5V7H117V5L115 4V2L117 3V0H114V4H112L113 3V0H85L86 1V7H84V8H80V9H78V10H76L75 11V9H76V5L74 4V6L75 7H73V4H72V2H71V5H72V10H71V12L73 11H75L74 12V14L73 13H71V15L70 16H68V17H63V16H61V11L59 10L60 8H58V7H54L55 8V11L56 10H58V11H56L57 13H59V18H57L58 19V21L60 22H58V21H56L55 23L57 24H55V23H53V26H52V23H50L49 22V27H48V29H45L44 31H42V32H36V33H38L37 35H36V37L30 42L27 38H25L23 35H21L22 37V40H23V44H22V46H21V44L19 45V46H15V47H13V44L12 45H10V43H11V39H9L8 37V33H6L5 31H6V28H7V25H8V23H9V25H8V27H10V28H12V29H17L18 28V30H20L19 29V26L17 25L18 23H17V20H16V18H15V13L12 11V7H11V5H15V4H12V3H20V6H22L21 8L23 9V11H25L26 13H28L27 12V8H28V6H26V2ZM32 2H33V4H35V5H37L39 8H41L40 10H42V12H43V15L44 16H46L45 14L47 13V16H48V12L50 11V9H52L53 7V5L56 3V2H58L57 0H31ZM30 1V2H31ZM51 1V2H50ZM107 1V2H106ZM210 1V2H209ZM104 2H106L107 4H105ZM120 2H121V5H120ZM216 2V3H215ZM52 3V4H51ZM199 3V4H198ZM206 3V4H205ZM209 3V4H208ZM211 3V4H210ZM241 3V4H240ZM48 4V5H47ZM129 4V5H128ZM177 4V3H176ZM202 4V5H201ZM205 4V5H204ZM217 4H220L219 5V7L221 6V8H219L218 7V5ZM28 5V4H27ZM42 5V6H41ZM174 6H173V8L174 7H176L177 5H175V4H173ZM206 5H208V6H206ZM214 5V6H213ZM45 6V7H44ZM99 6V7H98ZM137 6V5H136ZM136 6H135V8H136ZM197 6V7H196ZM213 6V7H212ZM216 6V7H215ZM240 6V7H239ZM201 7H203V8H201ZM236 7H238L237 9H236ZM53 8V9H54ZM126 8H128V7H126ZM126 8H124V9H126ZM197 8V9H196ZM199 8V9H198ZM233 8H234V10H233ZM74 9V10H73ZM109 9V8H108ZM122 9V10H121ZM175 9V8H174ZM206 9V10H207ZM216 9V10H217ZM221 9H222V13H220L219 11H221ZM230 9L231 10H233V14H232V11H230ZM235 9H236V12L237 13H234L235 12ZM43 10H45V11H43ZM93 10H95L94 12H93ZM121 10V11H120ZM90 11V12H89ZM193 11V12H192ZM198 12V14H197V12ZM214 11V10H213ZM124 12H126V13H128L126 10L124 11ZM226 12V13H225ZM229 12H231V14L232 15H230V13ZM86 13H88V14H86ZM91 13V14H90ZM8 14V15H7ZM14 14V15H13ZM175 14H177V15H179L180 14V12L178 11H176V13ZM3 15V16H2ZM94 17H93V16ZM190 15V16H191ZM225 15V16H224ZM227 15H228V17H229V21L227 20V22H226V19H228V17H227ZM230 15V16H229ZM234 15V16H233ZM6 16V17H5ZM91 16V17H90ZM117 16V17H118ZM125 16V15H124ZM222 16H224V17H222ZM233 16V17H232ZM4 17H5V19H4ZM27 17L29 18L30 16H29V14H27ZM88 17H90V20H89V18ZM93 17V18H92ZM235 17V18H234ZM2 18V19H1ZM84 18V19H83ZM88 18V19H87ZM226 18V19H225ZM234 18V19H233ZM242 18V19H241ZM30 19H31V17H30ZM66 19V20H65ZM87 19V20H86ZM92 19V20H91ZM249 19H251L250 21H249ZM79 20V21H78ZM215 20V19H214ZM222 20V21H221ZM225 20V21H224ZM249 22H248V21ZM76 21V22H75ZM86 21H88V23L89 24H86V25H88L91 29H88L87 30V28H88V26L86 27L84 24L86 23ZM245 21L246 22H248L249 23V25H248V23H245ZM6 22V23H5ZM8 22V23H7ZM11 22V23H10ZM58 22V23H57ZM82 22L84 23L83 25H84V27H82L83 25H82ZM92 22V23H91ZM224 22V24H222ZM228 22L230 23V22H232L233 23V25H232V23H230V25L228 24ZM239 22H240V25H238L239 24ZM76 23V24H75ZM219 23H220V25H219ZM245 23V24H244ZM3 24V25H2ZM5 24V25H4ZM7 24V25H6ZM11 24H13V25H11ZM71 24H73V26L74 25H76L74 28H75V30L77 31H75L74 33L72 32L71 33V31H74V29H73V26L71 25ZM92 26H91V25ZM95 24V23H94ZM111 24H113V23H111ZM228 24V25H227ZM235 24H236V27H235ZM251 24V25H250ZM51 25V26H50ZM55 25V26H54ZM70 25V26H69ZM81 25V26H80ZM137 25V24H136ZM135 25V27H137ZM221 25H223V26H221ZM224 25H226V27L224 26ZM72 26V27H71ZM78 26V27H77ZM176 26V25H175ZM228 26V27H227ZM241 26V27H240ZM69 27V28H68ZM70 27H71V29H70ZM83 28V30H78V28ZM86 27V28H85ZM141 27V26H140ZM160 27V28H159ZM185 27V28H184ZM233 27V28H232ZM79 28V29H80ZM85 28V29H84ZM193 28H194V26H193ZM236 28V29H235ZM64 29L69 33L70 32V36L72 37V35L71 34H73V37H72V45H74L73 43L77 40H79L78 42L80 43V41L82 40L81 38L82 37H84V36H86L87 34H90V35H88V36H90L89 38H85L84 37V41L86 40V42H91L92 44H93V42H94V47L92 48V44L91 43H86V42H82V43H80V44H82L81 46H86V48H84V47H81V46H79V48H78V45H76V43H75V45H74V47H71V46H65L66 47V49H64L63 47H62V50H60L59 51V53H58V50L59 49H57L56 51H57V54L56 53H49V52H47V51H49V49L47 50L46 48H41V50L40 51H42V52H40L39 50V52H40V54H39V52H38V54L41 56V57H44V61H45V64H47L46 66L47 67H45V64H43V63H41V61H42V58H40V61H39V59L37 60L36 58H37V56L38 55H34V56H36V58L34 57V56H31L32 58L30 59V50L37 44V45H40L41 44V41H45V40H49V39H53L52 41H54V40H57V38L58 37H61V36H63L64 35V33H65V31H64ZM70 29V30H69ZM98 28L97 27H95L94 28V32H93V34L95 33H97V30ZM180 29H182V30H180ZM228 29V30H227ZM236 30V32H238V33H236L235 32V30ZM162 30H164V31H162ZM180 30V32L182 31L183 33H181L182 34V36H181V34H180V32H178ZM220 30V29H219ZM218 30V31H219ZM63 31V32H62ZM78 31H80V32H78ZM83 31V32H82ZM176 31V32H175ZM231 31V32H230ZM233 31V32H232ZM59 34H58V33ZM172 32V33H171ZM61 33V34H60ZM76 33H78L77 34V36H76V40L73 42V38L75 37V35H76ZM81 33L84 35H81ZM87 33V34H86ZM167 33V32H166ZM196 33V32H195ZM236 34V35H232V34ZM2 34V35H1ZM59 36H58V35ZM75 34V35H74ZM80 34V35H79ZM86 34V35H85ZM156 34V35H155ZM180 35V37H179V35ZM192 34L190 33V36L191 37H193L192 36ZM56 37H54V36ZM101 35H103V37L102 38H100L99 36H101ZM123 35V36H122ZM162 37V38H164V39H160V37ZM170 35V36H169ZM227 35H229L228 37L229 38H226L227 37ZM2 36V37H1ZM78 36H79V38H78ZM99 38H98V37ZM155 36V37H154ZM189 36V37H190ZM235 36V37H234ZM238 36V37H237ZM54 37V38H53ZM96 37L98 38V39H96ZM127 37V38H126ZM218 37V38H217ZM121 38V39H120ZM236 38V39H235ZM26 39V40H25ZM81 39V40H80ZM113 39H114V41H113ZM219 39V40H218ZM220 39H222V40H220ZM232 39V40H231ZM20 40V39H19ZM47 40V41H48ZM96 40H99V42H101V43H99L98 42V45L100 44V46H102V47H100L101 48V50L102 51H100L99 52V54H98V57H97V55H96V52H94V49H95V44H97V42H96ZM181 40V41H180ZM225 40V41H224ZM2 41H5V42H2ZM10 41V42H9ZM76 41V42H77ZM109 41H111V42H109ZM197 41V43H203V44H200L199 43V45L197 44V43H195ZM221 41V42H220ZM30 42V43H29ZM96 42V43H95ZM208 42V43H207ZM221 43V45H220V47H222V48H220L219 47V50H215L214 51V46H216L217 47V45L219 44V43ZM225 42V43H224ZM262 44H260V43ZM6 43V44H5ZM38 43H40V44H38ZM43 43V42H42ZM84 43H86V44H84ZM1 44H3V45H1ZM34 44V45H33ZM84 44V45H83ZM90 44V45H89ZM121 44H123V45H121ZM195 44V45H194ZM215 44V45H214ZM217 44V45H216ZM92 45V46H91ZM107 45V46H106ZM2 46L4 47V46H6V50L4 49V48H2ZM12 46V47H11ZM33 46V47H32ZM89 46V47H88ZM91 46V47H90ZM126 46V47H125ZM197 46H199L198 48L200 49H198L197 48ZM69 47H71L73 50H76V51H79V52H77V53H75L71 48L70 49H68ZM81 47V48H80ZM193 47V48H192ZM16 48V49H15ZM75 48V49H74ZM82 48H83V50H85V52L88 50V48H89V50L87 51V53H85V52H81L82 51ZM90 48H92V51L90 50ZM103 48V49H102ZM195 48H197L198 50H194ZM209 48H212L211 49V51H210V49ZM5 51H4V50ZM9 51H8V50ZM46 49V50H45ZM225 49V50H224ZM3 50V51H2ZM81 50V51H80ZM9 53H8V52ZM91 51V53H89ZM104 51H105V53H104ZM217 51V52H216ZM6 52L7 54H4V53ZM215 52V53H214ZM24 53V54H23ZM61 53H62V55H61ZM100 53H102L101 55H102V57H101V55H100ZM28 54H30V55H28ZM45 54V55H44ZM53 54H54V56H53ZM80 54V55H79ZM85 54H87V56L85 55ZM89 54V55H88ZM90 54H92V55H90ZM93 54H95L94 56H93ZM4 57H3V56ZM29 56V58H28V56ZM100 55V56H99ZM107 55V56H106ZM27 56V57H26ZM69 56V57H68ZM88 57L87 59H85V57ZM90 56V57H89ZM24 57V58H23ZM36 59V61L38 62H36V63H31L32 61L34 62V58ZM93 57V58H92ZM21 60V64H19V66L18 67H20V68H17V70H16V66L15 67H13L14 66V64H16L17 62H19L20 60ZM225 58V59H224ZM3 59V60H2ZM15 60V61H14ZM18 60V61H17ZM32 60V61H31ZM88 60V61H87ZM227 60V61H226ZM17 61V62H16ZM23 61V62H22ZM47 61V62H46ZM85 61H87V62H85ZM16 62V63H15ZM28 62V63H27ZM12 63V64H11ZM24 63H26V64H24ZM41 64L42 65V67L39 65L38 66V64ZM37 66H36V65ZM9 65H11V66H9ZM229 65V67H225V66H228ZM27 66V67H26ZM36 66V67H35ZM45 68H44V67ZM9 67V68H8ZM38 67V68H37ZM39 67H40V69H39ZM227 69V70H225V68ZM37 68V69H36ZM44 68V69H43ZM182 68V69H181ZM228 68L229 69H231V70H228ZM19 69V70H18ZM31 69V70H30ZM35 69V70H34ZM43 69V70H42ZM28 70V71H27ZM218 70H221V71H218ZM225 70V71H224ZM233 70V71H232ZM4 71V72H3ZM30 71L32 72V73H34L33 75L30 73ZM20 74H19V73ZM25 72V73H24ZM39 72V73H38ZM44 72H46V75L44 74ZM239 72V73H238ZM13 73V74H12ZM18 75H17V74ZM41 73V74H40ZM212 73V74H211ZM48 74V75H47ZM215 74H213V76L215 75ZM11 75V76H10ZM21 75L18 77V78H20L21 77ZM234 75V74H233ZM25 76V77H24ZM232 76V75H231ZM8 77V78H9ZM43 77V78H42ZM128 77V78H127ZM135 77V78H134ZM215 77V76H214ZM220 77V76H219ZM218 77V78H219ZM222 77V76H221ZM220 77V80H223L224 78L222 77L221 78ZM11 78V79H12ZM17 78V79H18ZM132 79V83L130 84V83H127L128 81H124V80H127V79ZM150 78V79H149ZM246 78V79H247ZM14 79V78H13ZM16 79V80H17ZM37 79H39V78H37ZM39 79V80H40ZM48 79V82L46 81ZM15 80V79H14ZM15 80V81H16ZM27 80H25V81H27ZM169 80V81H168ZM29 81V82H28ZM27 82H28V84L29 85H31V83H30V81L31 80H28ZM85 81V82H84ZM147 81H145V82H147ZM165 81H166V83H165ZM46 82V83H45ZM67 82V83H66ZM83 82V83H82ZM136 82V84H134ZM137 82H141V83H137ZM33 83H32V85H33ZM34 84V85H35ZM42 84H40L41 85V87L43 88V86H42ZM48 84V85H47ZM63 84V85H62ZM133 84V85H132ZM157 84H156V86H157ZM40 85H39V87L38 88H40ZM60 85V86H59ZM82 85V86H81ZM87 86H89V87H87ZM94 87V88H93ZM97 89H96V88ZM31 88V87H30ZM37 88V87H36ZM38 88L36 89V91H35V88L34 87H32V89L31 90H33L34 92H35V94L37 93V95H39V97H41L40 96V94H42V93H44L45 92V90L43 91H41L40 89H39V91H38ZM69 88V89H70ZM71 88V89H72ZM91 88H90V90H91ZM53 89V88H52ZM42 93H41V92ZM47 91V90H46ZM40 92V93H39ZM138 93H140V90L138 91H136V94H134V97H138L139 96V94ZM137 95V96H136ZM227 96V101L229 102V103H233V100H234V98L231 96V95H226ZM1 98L3 97V96H0ZM0 98V99H1ZM120 98V99H119ZM138 99V101H136V102H140V104H141V102L143 103V101H141L139 98H137ZM119 100V101H118ZM115 102V103H114ZM14 103H16V102H14ZM0 104H2V105H0V112L3 110V114L5 113V116H7L6 118H10L11 116L13 117H18V116H20V114H21V116L20 117H25V116H27L28 117V114H24V113H26L25 111H17V112H15L16 110H17V108H18V110L20 109V108H22V107H18V105H16L15 104V106H14V104H12L13 105V107H15V108H13V107H10V110H11V112H10V115L7 113V112H4V111H6V110H4L3 108V106H4V102H3V100L1 99L0 100ZM138 104V103H137ZM17 106V107H16ZM126 106V105H125ZM154 106H156L155 104L152 106V107H154ZM107 109V111H106V109ZM139 108V107H138ZM12 109H16L15 111L13 110L12 111ZM41 109V107H38V110L37 111H34V112H32L31 114H29V116L32 118L34 115L33 114H35L36 116H40V114L42 115L43 113H41L42 111V109ZM15 112V113H14ZM36 112H38V114H36ZM43 112H45L44 110H43ZM110 112V113H109ZM135 112V113H134ZM7 113V114H6ZM20 113V114H19ZM132 113L135 115V116H133L132 115ZM0 114H2V113H0ZM2 114V115H3ZM13 114V115H12ZM15 114H17V115H15ZM19 114V115H18ZM23 114V115H22ZM215 115V116H212V115ZM1 115V116H2ZM5 116H3L4 117V119H6L5 118ZM43 116H44V114H43ZM45 116H46V114H45ZM116 116V117H115ZM142 118H141V117ZM219 116H217V117H219ZM224 116V117H223ZM20 117H18V119H20ZM29 117V118H30ZM41 117V116H40ZM135 117V118H134ZM214 117V118H213ZM45 118H48V116H46ZM112 118V119H113ZM136 120V123H133L135 120ZM140 118V119H139ZM222 118H224V119H222ZM227 118V119H226ZM22 119V118H21ZM141 119H143L142 121H141V123H138V122H140V120ZM214 119V120H213ZM217 121H216V120ZM46 120V119H45ZM118 120L120 121V120H123V122H119L118 123ZM125 120H126V122L128 123V124H126V122H125ZM129 120H131V121H129ZM134 120V121H133ZM137 120H138V122H137ZM6 121L8 122V120L6 119ZM221 121H226V122H224L225 124L227 123L228 124V126L227 125H225L223 122H221ZM46 122V121H45ZM26 123H27V121H26ZM132 123V125H130V127H127V128H131V126H133V124H134V126L131 128V130L129 129L128 131H127V129L125 128V125H127V126H129V124H131ZM225 125V127L226 128H228V127H234V128H236L235 130L233 129V128H229V132H232V131H230L231 129L233 130V131H235V137H234V133L231 135V133L229 134V132H227L228 130H226L225 132H227L228 134H226L225 136L223 135V134H225L224 133V131H223V133L221 134V131H219L220 130V128L222 129V127H223V129L225 130L226 128L223 126V124ZM143 125V123L141 124V126ZM121 126H119L120 128H121ZM210 126V127H209ZM219 127V129L217 128V130H218V135L219 136H217L218 137V139L220 140L218 143H217V137H216V139H215V135L217 134L212 128H214L215 129V127ZM241 126V125H240ZM136 127H137V129H136ZM212 127V128H211ZM123 128H125V130H124V132H123ZM134 129V130H133ZM189 129V128H188ZM207 129H209V130H207ZM213 131H212V130ZM222 129V130H223ZM205 130H207L208 131V133L207 134H209V135H213L212 137H214V140L216 141V142H213L212 141V143L210 142L212 139L210 138L211 136H209V135H205V133H206V131ZM211 130V131H210ZM216 130V129H215ZM131 131H133L132 133H131ZM140 133H139V132ZM195 133L197 136L199 135V133H200V136L199 137H195L196 135H192L193 133ZM212 132H215L216 134H212ZM220 132V133H219ZM239 132V131H238ZM117 133H116V135H117ZM131 133V134H130ZM135 133V134H134ZM136 134H137V136H136ZM140 134H141V136H140ZM203 134V135H202ZM115 135V134H114ZM128 137H127V136ZM132 135H134L133 137L136 139L137 138V140H133L132 141ZM229 135H231V136H233V138H229V137H231V136H228ZM238 135H240V137L238 136ZM242 135V136H241ZM132 137V138H130V137ZM208 136H209V138H208ZM236 136L238 137V139H236V140H238L236 143H235V139L234 138H236ZM121 137V138H120ZM196 138V139H191V138ZM201 137V139L199 140V138ZM207 137V138H206ZM223 137H225L224 138V141H223ZM228 137V139H226ZM133 138V139H134ZM210 139V141H206L207 143H205V141L203 142L202 141V139ZM127 139H128V141H127ZM129 139L131 140V141H129ZM146 139V140H145ZM148 139H150V140H148ZM162 139H165V144L163 145L164 147H161L160 146V144H161V142H162ZM168 139H169V137H168ZM167 139V140H168ZM203 139V140H204ZM226 139V140H225ZM234 139V140H233ZM143 140V141H142ZM145 140V141H144ZM193 140V141H192ZM197 140V141H196ZM199 140V141H198ZM221 140L223 141V143H224V145H225V143H226V145L228 146V148L227 147H225L224 145V147L222 146V144L220 145L219 143H222L221 142ZM233 140V141H232ZM126 141H127V143H126ZM137 143H136V142ZM148 141V142H147ZM153 141V142H152ZM190 141H191V143H190ZM202 141V142H201ZM227 141H229V143L227 142ZM121 142V143H120ZM131 142H134V143H136V145H137V147L135 148V150L136 151H138L139 152V149H141V147H144L145 146V144L143 145V143L144 142H146V145H147V143H149L150 142V147L152 148L153 147V151H151V150H149L148 152H150V153H148V156L149 157H152L151 159L149 158V161H151V164H152V166L154 165V164H156V163H159V164H156V165H154V166H157V168L158 167H161L162 165H161V163H160V161L163 163L164 161H168V159L170 160V162L168 161V163H170L171 165H172V163L173 164H177V166L181 163H183L182 165L180 164L178 167H179V169H178V171L181 169V171H179V173H177L178 171H177V168H176V166L174 167V166H172V168L174 167V169L176 168V170H174V171H176L175 173H177V174H175V173H173L174 171H173V169H171L170 167H171V165L170 164H167V162H165V163H163V165L165 166V168H166V173L168 174V172H169V174L170 175H168V177H167V181H163V182H165L164 184H163V182L162 181H160V183L162 184L161 186L163 187V185L165 186L164 188H163V191L164 190H166V191H168L170 188L171 189H173L175 192H177L178 190V187H179V190L182 188V187H184V188H182L181 190H185V188H186V190H190L191 192H190V194H191V196H189V197H187L188 195H189V192H187V191H185L186 192V194L184 195V190L183 191H178V192H180V194L182 195V197L181 196H177V193H176V197H173L172 196V194L175 196V192L173 193H171L170 191H168V194H169V192L171 193V195L169 194V196H168V194L167 193H164V195H166V197L168 198V200L169 201H166L167 199H165V201H163L164 199V197H162V193H160V191L162 192V190H160V191H157V193H156V188L157 189H159V187H160V183H157L159 180L158 179H160V178H158V176H160L161 177V168H159V170H157L156 169V167H154V173L155 174H153V172H150V170L148 169L149 167H148V165L146 166V168H143L144 169V177L146 176V178H148V177H150V176H148V175H150V173H152L151 175H152V177L151 178H153V177H157V180H156V185H154L155 187H152V188H148L149 187V185H148V183L150 184V182H148V180L144 183L143 182V176L142 177H140V178H138V179H140L141 180V182H140V180L139 181H137V184L135 183L136 182V180H137V178L132 182L131 180L133 179V175H135L134 173H138V172H140L141 170H140V166L138 167V165L137 164H139L138 162H136V161H132L133 162V164L131 163V158H132V156L134 157V156H136V154L135 153H137V154H141L140 152L138 153V152H135V150L134 149H132V150H134V151H132L131 150V158H130V156L128 155V157H125V152L122 150V149H126L127 147H129V143H131ZM141 142H143V143H141ZM153 144H152V143ZM158 142V141H157ZM156 142V143H157ZM163 142H164V140H163ZM162 142V143H163ZM166 142H168V143H166ZM182 142V143H181ZM184 142V143H183ZM192 142H194V144H196V145H191L192 144ZM210 142V143H209ZM139 143H140V147L138 148V146H139ZM172 143H175V144H173L175 147H173V145H172V147L173 148H177V147H179L180 146V148L178 149L180 152L182 151V149L183 150H186L187 149V147L189 146L190 148H188L186 151H184L185 153L187 152V154H185L183 151V153H178V154H180V156L178 155L177 157H179L178 158V160H177V162H176V156H175V153H176V151L174 150L173 152H175V153H173L174 154V156L176 157H174V158H172L173 157V154H171V149L169 148V147H171V144ZM180 144L179 146H177L178 144ZM197 143H199L198 144V147L196 148L195 146H197ZM200 143H204L205 145L206 144H212V146H213V143L214 144H216L217 145V147H218V144H219V147L221 146V148L223 147V149H221V151H220V148L218 147H215L214 149H211V148H213L212 146H211V148H210V146L209 145H206V146H204L203 144H200ZM237 144L236 146L238 147V149L237 148H235L236 146H234V144H233V147L231 148V144ZM245 144L246 143V146L247 147H249V145H251V146H253V147H249V148H247L246 149V147H245V152H248V153H250V154H248L247 153V157H245L244 155L246 154L245 152L243 153V154H241V155H239L238 156V158L237 159H235V157H234V154H235V156H236V152L239 154V151H240V149L239 148H241L240 147V145L239 144ZM125 144H127V145H125ZM170 144V145H169ZM181 144H182V146H181ZM242 144V147L244 148V146L245 145H243ZM249 144V145H248ZM183 145L185 146V145H188V146H186V147H183ZM215 145V146H216ZM230 145V146H229ZM125 146V147H124ZM158 146H160V148L158 147ZM169 148V150H168V148ZM177 146V147H176ZM200 146V147H199ZM202 146V147H201ZM203 146H204V148H203ZM207 146H209V147H207ZM255 146V147H254ZM108 147H113V146H110V145H108ZM166 147V148H165ZM182 147V148H181ZM192 147H193V149L194 148H196V151H197V154H199V153H201V155H202V153L203 154H205V156L203 157L204 158V160H205V158L207 159V157H208V155L211 157H209V159H207L208 161L207 162H205V163H210L211 162V159H213V158H215V160L214 161H216L217 159H218V157H219V159H220V157H221V155L222 154H224V156H222V157H224V159H222L221 161L224 163V164H226V165H224V164H222V162H221V166H222V168L221 167H219L218 166V168H217V166H216V168L214 167V166H211V164L210 165H208V166H211L212 167V169H213V167H214V169H215V171H216V169H218L219 171L218 172H212L213 170H211V167H208L207 166V164L206 165H203V164H205L204 163V160L202 159L201 160V155H200V157L201 158H199V155H198V158L200 159V160H197V162H198V164L195 162L196 161V159H197V154H195V150L193 151L192 150ZM229 147H230V149H229ZM94 148V147H93ZM101 148V147H100ZM137 148H138V150H137ZM157 148H159V149H157ZM163 148V149H162ZM210 148V149H209ZM224 148H227V150L229 149V151L231 150V152L232 151H235V149H236V151H235V153L234 152H232L233 154H230L229 155V152H227V151H225L226 149H224ZM243 148H241V149H243ZM254 148H257V149H254ZM117 149V148H116ZM165 149V150H164ZM166 149L168 150L167 152H168V154L169 155H167L165 152H166ZM189 149H191V150H189ZM200 149V150H199ZM203 149H205V151L206 152H203L204 150ZM218 150L217 152H219L220 151V153L224 150L225 151V153L223 152L221 155H220V153H217L215 150ZM232 149H234V150H232ZM253 151H251V150ZM105 150V149H104ZM107 150V149H106ZM162 150V151H161ZM208 150V151H207ZM209 150H214L215 152H214V156H216V157H212V154H211V151H210V154H209ZM238 150V151H237ZM247 150H250V152L249 151H247ZM255 150H257V152H259L258 154H260V156H258V154H257V152H255ZM108 151V150H107ZM157 151V154H158V152H159V154L160 155H162V154H164L165 153V155L166 156H160L159 154V156H160V158H159V156H156L157 154L155 153ZM163 151H165L164 153H163ZM169 151H170V153H169ZM193 152V154L191 153V152ZM198 151H200V152H198ZM242 151V150H241ZM243 151H244V149H243ZM103 152H105V153H103ZM120 152H123V153H120ZM132 152H133V154H132ZM151 152L152 153H154L155 154V158L153 157V156H151L152 154H151ZM230 152V153H231ZM252 152V153H251ZM254 152L256 153V155L254 154ZM12 153H13V155H12ZM11 153V155L12 156H15L17 153L18 154H20L19 152H12ZM101 153V154H100ZM117 153H120V154H117ZM176 153V154H177ZM190 153H191V155H190ZM216 153L217 154H219V156L217 157V155H216ZM226 153H228V155L231 157H227V159H226V161H228V162H224V160H225V158H226V156L225 155H227ZM17 154V155H18ZM22 154V155H21ZM20 155H19V157L20 156H23L24 154L23 153H21ZM27 154H29L28 152H27ZM105 154V155H104ZM188 155L187 157H184L185 155ZM206 154H208V155H206ZM253 154H254V159H253ZM8 154H6V155H3V157H6ZM16 155V156H17ZM26 155V154H25ZM71 155H73V154H71ZM107 155V156H106ZM118 155H120V158H119V156ZM123 155V156H122ZM182 155V156H181ZM184 155V156H183ZM194 155V156H193ZM251 157H250V156ZM117 156V157H116ZM122 156V157H121ZM169 156H171V158L169 157ZM196 156V159L193 161V157H195ZM203 156V155H202ZM256 156H258V157H256ZM73 157H75V155H73ZM105 157H107L106 159H105ZM157 157H158V159H157ZM168 159H167V158ZM180 157L181 158H185L186 160H182V159H180ZM232 157H234V158H232ZM239 157H241V158H239ZM243 157H245V160H244V162H243ZM261 158V159H258V158ZM1 158V157H0ZM124 158V159H123ZM135 158V157H134ZM164 158L166 159V160H164ZM187 158H189L191 161H192V164H191V161L189 160V159H187ZM217 158V159H216ZM228 158H230V160H228ZM250 158V159H249ZM251 158L256 162V160H257V162H256V164H255V162H253V160H252V162L254 163L253 164V166L251 167V163H250V168L249 169H247L248 167V164H247V162L249 163V160H251ZM256 158V159H255ZM4 160L3 161H1V165H2V169H4L5 170V165L7 164V162L5 163L4 161H6V160H8V158L7 159H5V158H3ZM125 159H127L126 161H125ZM128 159H130V160H128ZM173 159V160H172ZM122 160V161H121ZM154 160H157V161H154ZM160 160V161H159ZM164 160V161H163ZM180 160H182V161H184V162H182V161H180ZM128 161H129V163H130V165H132L131 167H132V170H131V168L129 169V168H127V166L126 165H129V163H128ZM148 161V162H149ZM159 161V162H158ZM171 161H174V162H176V163H174V162H172L171 163ZM179 161H180V163H179ZM190 161V162H189ZM200 161V162H199ZM203 161V162H202ZM206 161V160H205ZM210 161V162H209ZM4 164H3V163ZM125 163V166L122 164V163ZM153 162H156V163H153ZM202 162V166L200 165V163ZM218 162H220V161H216V163H214L215 165H217L218 164ZM251 162V161H250ZM137 163V164H136ZM179 163V164H178ZM186 163H187V165H186ZM197 165H196V164ZM211 163H213V160H212V162ZM231 163H229L230 165H231ZM195 164V166L197 167V168H195V170L196 169H199V171L201 170L202 171V168L203 169H205L204 170V172L202 171L201 173L198 171V170H196V171H198L197 173L195 172V170H194V168H192L191 166H193ZM220 164V163H219ZM228 164V165H229ZM0 165V166H1ZM4 165V166H3ZM109 165V167L107 168V166ZM134 165V166H133ZM159 165H161V166H159ZM170 165V166H169ZM183 165H186V167L187 168H184L183 167ZM213 165V164H212ZM240 165H242L241 167V169H243V166H245L244 167V169L246 168L247 170L245 171L244 169V171H245V175H244V172H242V170H237V168L239 169V167H240ZM247 165V166H246ZM257 166L256 168H255V170H254V166ZM259 165V164H258ZM121 166V167H120ZM135 166H137L138 168L137 169H135L136 167ZM164 166H162V168H164ZM169 168H168V167ZM194 166V167H195ZM205 166H206V168H205ZM225 166V167H224ZM123 167V168H122ZM126 167V168H125ZM148 167V168H147ZM202 167V168H201ZM211 170H209L208 168ZM260 167V169H258V170H260V172H261V168ZM109 169V171L107 170V169ZM125 168V169H124ZM134 168V169H133ZM152 168V167H151ZM184 168V169H183ZM191 168V169H190ZM226 168V170H224ZM102 169H103V171H102ZM106 169V170H105ZM121 169H123V171L125 172V170L126 171H129L130 170V173H129V176L131 175V177L130 178H127L126 176L128 175L127 173L128 172H125V173H123L122 172V170ZM142 169V170H143ZM145 169H147V170H149V172H148V174L146 173V171L147 170H145ZM168 169V170H167ZM193 169V170H192ZM208 169V170H207ZM233 169H235V171L233 170ZM250 169H253L255 172L253 173L252 172V174H250L251 172L250 171H252V170H250ZM264 169V168H263ZM262 169V170H263ZM151 170H153V169H151ZM165 170V169H164ZM185 170V171H184ZM187 170V171H186ZM189 170V171H188ZM223 170V171H222ZM236 170H237V172L238 173H242V174H237V172H236ZM250 170V171H249ZM107 171V172H106ZM157 171H159L160 172V174H159V172L157 173ZM163 171V170H162ZM192 171H194V173L192 172ZM212 172L213 174H208L207 176H206V172ZM240 171V172H239ZM247 171H249V172H247ZM103 172V174H101ZM110 174H109V173ZM117 172H119L118 174H117ZM120 172H121V174L123 175V176H121V174H120ZM183 172H184V174H183ZM193 173V174H195V175H193V174H190V173ZM259 172V171H258ZM257 172V173H258ZM260 172L258 173V175L260 176L261 174H262V172H261V174H260ZM264 172V171H263ZM145 173H146V175H145ZM166 173H164V171L162 172V174H164V175H166L167 176V174ZM173 173V174H172ZM185 173L186 174H189V176L190 177H192V178H190V180L192 179L193 181H190L189 182V179H187V175H185ZM198 173H200L201 175H202V177L204 176V174H205V176H204V178H206V179H204V178H202L203 180H200L201 179V175L200 176H197L198 175ZM248 173L250 174V177H249V175H248ZM113 176H112V175ZM115 174V175H114ZM119 176V174H120V176L119 177H117V175ZM127 174V175H126ZM159 174V175H158ZM179 174H182V175H184L185 176V178H184V176H182V175H179ZM197 174V175H196ZM109 175L110 176H112V177H114V178H110L111 179V181H110V179H109ZM155 175H157V176H155ZM163 175V176H164ZM174 175H176V178L179 176H181L182 177V180H184V182L182 181V180H180L181 179V177H180V179H179V177H178V179L180 180H178V179H173V180H171V177L173 176V177H175ZM178 175V176H177ZM227 175V176H226ZM239 175H240V179H238V180H240L241 181V177L243 176V178H244V176H245V178L246 179H249L250 178V181L248 180V182L246 181V179H245V187L247 188H245L246 190H244V187L240 184L241 182H239V181H237L236 182V179L239 177ZM126 178H125V177ZM128 176V177H129ZM148 176V177H147ZM166 176H164V180H165V177ZM187 176V177H186ZM195 176V177H194ZM223 176V177H222ZM226 176V178H224ZM228 176V177H229ZM236 176H237V178H236ZM116 177L118 178V180L116 179ZM123 177L125 178L124 180L125 181H123ZM170 177V178H169ZM208 177H210V176H208ZM258 177V176H257ZM102 178V179H101ZM119 178H120V180H119ZM168 178H169V180H168ZM196 180H195V179ZM242 178V180H244ZM256 178V177H255ZM255 178H253L252 180H254ZM117 180V182L115 181V180ZM121 179H122V183L120 182L121 181ZM126 179H128V180H130V181H127ZM143 179V180H142ZM161 179H163V178H161ZM223 179H224V181H223ZM114 180V181H113ZM155 178L154 179H151L150 181H153L154 183H155ZM171 180V181H170ZM187 180V181H186ZM213 180V181H212ZM230 181V182H228V181ZM168 181H170V182H168ZM175 183H174V182ZM183 183H182V182ZM194 181H198L197 183L195 182L194 183ZM264 181V180H263ZM114 182H116L117 184H119V186H120V188H119V186L118 187H115L117 184L116 183H114ZM124 182H128L127 184H123ZM132 183V185H130L131 183ZM168 182V183H167ZM171 182L173 183V184H175L176 186H175V188H177V189H175L174 188V185L173 186H171L170 184H171ZM178 182H179V184H180V182H181V185H179L178 184ZM187 182H189L188 183V185L190 184V187L189 188H187ZM208 182V183H207ZM216 182V183H217ZM226 182H228V183H231V182H235V187L234 188H237V187H240V186H242V191H240L239 189H236L237 190V192H236V190L233 188V183H231V185H229V184H227ZM239 182V183H238ZM104 183V184H103ZM112 183V184H111ZM113 183H114V186H113ZM121 183V184H120ZM135 184V186L138 188L137 190L135 189V187H134V184ZM138 183H140V185L141 186H143V187H141V186H139L140 188H142V190L141 189H139V187H138ZM144 185H143V184ZM152 183V182H151ZM154 183H152V184H154ZM185 183V184H184ZM237 183V184H236ZM95 184V185H94ZM101 184L103 185V187L101 186ZM106 184V185H105ZM116 184V185H115ZM145 184L147 185V189L145 188L146 186H145ZM169 184V189H166V187H167V185ZM185 185V186H183V185ZM198 184V185H197ZM218 184V183H217ZM225 184H227V186L229 185V187H227ZM239 184V185H238ZM249 184H251V183H249ZM262 184H263V187H264V183L262 182ZM112 185V186H111ZM123 185H124V187H123ZM187 185V186H186ZM243 185H244V181H243ZM97 186V187H96ZM101 186V187H100ZM131 188H130V187ZM151 186H153V185H151L150 184V187ZM158 186V187H157ZM223 186V185H222ZM237 186V187H236ZM262 186V185H261ZM115 187V188H114ZM230 187H232L231 189H229ZM102 188V189H101ZM119 188V189H118ZM123 188V189H122ZM132 188L134 189V190H136V191H134L133 190V194H132ZM154 188V189H153ZM228 188V189H227ZM262 188V187H261ZM145 191H144V190ZM148 189H150V190H152V191H154V192H152V191H150V190H148ZM160 189H161V187H160ZM193 189V188H192ZM194 189H195V191L194 192H199L200 190H202V192H199L200 193V195L202 196V198H201V196H199L200 197V199H205V197L203 196V194L205 195V193H203V189H201V188H199V186L198 187H194ZM193 189V190H194ZM210 189V190H209ZM226 190L230 193V191L232 190H234L233 192H232V194L230 193V195L228 196V192L226 193ZM257 189H255V191H256ZM264 189H261V191H260V193H258V194H260L259 195V197H260V200H258V198H257V201H260V202H255L254 203V205H255V210H257L256 211V215H253L254 213H252L253 211L255 212V210H251V209H248L247 211H246V213H248L250 210V214H251V216L253 215L254 217H253V219L251 220V221H245V230H249V235L251 236V239H252V242L250 243L249 242V240H247L246 238L244 239V238H241V243H240V238L238 239L239 241H237V243H236V241H235V239L234 238H236V236H237V234H238V230H236L237 229V226H238V224H236V226H235V228L236 229H233V227L232 226H230L229 227V225L228 226H225L223 223H221L220 224V227H218V230H222V228H223V233H222V231L220 232V231H218L217 230V228L215 229H213V230H209V233L210 234H208V231L207 232H204L203 233V231L201 230V227H200V230H196V233H197V237L199 236V235H201V236H199L201 239H203V238H206V237H202V235L204 234V235H206L207 237H209L210 236V239H211V237H212V241L210 240V243H211V245L212 244H216V243H223L222 244V246H223V248H221V249H217V251L215 250H212L209 246L210 245H206L204 242H196V244H193V243H191V244H188V245H186L185 247V249H184V251H185V253L187 254V260L184 262L183 261V263L181 262L180 264H246L245 263V260H243V258H245V259H247V257H248V255H250L249 257H252V258H250L252 261H251V263H249V264H264V251L263 250H261V247H262V249H264V191H263ZM113 191V192H112ZM140 191H143V192H140ZM166 191H164V192H166ZM204 191V192H205ZM218 191V192H219ZM224 191V192H223ZM239 191V192H238ZM112 192V193H111ZM123 192H124V190H123ZM128 192H130L129 194H128ZM206 192V193H207ZM215 192V190H212V194L213 193H216ZM217 192V195L219 194ZM241 192V193H240ZM263 192V193H262ZM98 193V194H97ZM110 193V194H109ZM142 193V194H141ZM151 193H152V195H151ZM183 193V194H182ZM236 194V197H234V196H232V195H235ZM240 193V194H239ZM114 194V195H113ZM195 194V193H194ZM240 196H239V195ZM255 194H256V192H255ZM258 194H256V196L258 195ZM96 195H99V196H103L101 199H100V197H96ZM113 197H112V196ZM131 195H133V196H131V197H133L132 198V200H131V198H130V196ZM178 195H179V193H178ZM187 195V196H186ZM219 195H221V194H219ZM218 195V196H219ZM107 196V197H106ZM114 196H115V199H114ZM116 196H117V198H116ZM122 197L121 199H120V197ZM135 196H136V194H135ZM184 196V197H183ZM142 197H141V199H142ZM147 197L145 198L146 199V201H144L143 199H142V201L143 202H146V203H150V202H148L147 201ZM153 197V198H152ZM165 197V198H166ZM177 197L179 198V199H181V198H183L182 199V201L184 200V202H182L181 200H179V199H177ZM186 197V198H185ZM192 197H193V199H192ZM199 197H198V199H199ZM215 198L217 197L216 195L214 196ZM239 197H242L243 199H241L242 201L244 200L245 202V204L246 205H243V204H241V203H243V202H241V200L239 199ZM248 197H249V202L248 203H251L250 202V195H248ZM97 198H99V201H101V202H99L98 201V199ZM105 198V199H104ZM109 198V199H108ZM138 198V199H137ZM137 198H135V199H137L138 201H139V196L137 197ZM158 198V199H159ZM170 198H171V201H170ZM172 198H174L175 199V201H173L172 200ZM187 198H189V199H192L191 201H189V199H187ZM223 198H225V199H227L224 195H223ZM96 199V200H95ZM106 199H107V201H106ZM111 199V200H110ZM141 199H140V201H141ZM163 199V200H162ZM186 199H187V202H186ZM214 198H213V196H212V200H213ZM217 199V200H216ZM215 199V201H216V203L218 204L219 202H218V197ZM220 199V202H222V197L221 198H219ZM247 199V200H246ZM210 201H211V199H209ZM256 200V199H255ZM110 201V202H109ZM137 202V203H139V205H140V203L142 204L143 202ZM172 201H173V203H172ZM177 201V202H176ZM179 201V202H178ZM192 201H195L196 202V204L194 205V203L192 202ZM104 202H106V204L104 203ZM116 203V205H115V203ZM159 202V203H158ZM171 202V203H170ZM190 202H191V204H190ZM211 202H214V201H211ZM97 203V205L95 204V206H93L92 208H90L89 209V212H87L88 211V209L87 210H82V214H81V216H83V217H85V215L86 214H89V213H91V212H93L94 210H96L97 208H99L100 209V206H99V204ZM111 203H113V204H111ZM162 203H160V204H162ZM215 203V202H214ZM213 203V204H214ZM214 204L215 206L217 205V204ZM223 203V204H222ZM221 203V205H223V209H226L225 207H224V202H222ZM3 203H0V205H2ZM110 204V205H109ZM188 204H187V207H189L188 206ZM213 204H211V206H209V209H211L213 212L215 211V212H219L220 210H222V207H221V205L219 206V211H217V208H218V205L216 206V210H214L213 208H215V206L213 205ZM111 205H113V206H111ZM143 205V204H142ZM163 205H166V204H164L163 203ZM237 205V206H238ZM242 205V206H241ZM253 205V206H254ZM257 205V206H256ZM97 206V207H96ZM99 206V207H98ZM212 206H214V207H212ZM238 206V207H239ZM245 206H246V209H245ZM247 206H248V208H247ZM250 206H252L251 204H250ZM192 207V208H193ZM93 208H96V209H94V210H92ZM111 208H113V209H115V210H113V209H111ZM197 208V207H196ZM240 208H238L239 209V213H240ZM98 209V210H99ZM110 209H111V211H110ZM208 209V208H207ZM208 209V210H209ZM100 210H102V209H100ZM178 210H179V208H178ZM181 210H183V209H180V211H179V213L180 212H182ZM202 210V209H201ZM207 210V211H208ZM211 210H209V213H210V211ZM226 210H228V209H226ZM225 210V211H226ZM91 211V212H90ZM139 211V210H138ZM184 211V210H183ZM192 213H191V212ZM200 211V209H196V212H193V209H189V212L191 213V214H195L194 216H200L199 217V219L198 220H200V219H202L201 218V215L203 214V213H206V211H204V210H202V214H200L201 213V211ZM83 212H87L86 214H84ZM98 212V211H97ZM96 212V213H97ZM101 212V211H100ZM99 212V213H100ZM128 212V211H127ZM258 212V213H257ZM102 213H104L103 211H102ZM107 213L106 214H104V216H106L107 215ZM184 213H186V212H184ZM189 213V214H190ZM198 213V214H197ZM230 214H235V213H232V212H229ZM239 213L237 212L235 215H238L236 218L235 217H232L230 214H229V216L231 217V218H233V219H235V221H237L239 218H240V215H239ZM248 213V216H250V214ZM92 214V213H91ZM116 214V215H115ZM188 213H186V215H185V217L187 216V218H189V214L187 215ZM200 214V215H199ZM95 215V211H94V214H92V216H94ZM135 214H133V212H132V214H131V212H128V214H127V216H126V219H128V220H131V219H129V217L131 218V216L133 217L132 219H135V221L137 220L138 221V219L139 218H137V214L134 216ZM87 216H89V218L90 217H92V216H90V215H86V217L84 218L85 220L87 219ZM102 216H103V214H102ZM104 216L102 217V218H104ZM112 216V217H113ZM202 217H207L206 216V214L204 215V216H202ZM99 218H100V216H99ZM102 218H100V220H102V221H100V223L97 221L96 223H95V225H97V223H98V225H99V227H109L108 225H107V222H105V221H108V223L110 222V220H108V219H105V221L102 219ZM29 220V222H28V220ZM120 219V220H119ZM146 219H148V218H146ZM195 219H197V217H195ZM21 220V221H20ZM33 220H36L35 222L33 221ZM127 220V221H128ZM194 220V219H193ZM61 221V220H60ZM147 221V220H146ZM160 221V220H159ZM209 221V220H208ZM240 221V220H239ZM36 222H38L37 221V219H34V218H23V217H20L17 213H14V212H9L8 213V215L3 219V220H1V222H0V254L2 255L1 257L2 258H0L1 260H4L3 261V264H14L15 262H19L20 261V259H22L23 261L25 260V261H32L34 258H35V256H36V252L39 250V248L41 249V247H43L44 245V243H46L45 241H43V239H41L42 237L41 236H39V234L37 233V230L34 228L35 226H36V224H38V223H36ZM59 222V221H58ZM116 222V223H117ZM105 223V224H104ZM104 224V225H103ZM87 225V224H86ZM86 225H83V228H85L84 229V231L85 230H89V229H91V227H89V228H86ZM94 225V224H93ZM106 225V226H105ZM165 225V224H164ZM85 226V227H84ZM90 226V225H89ZM163 226V224L160 226V228ZM166 226V225H165ZM177 226H179V225H177ZM176 226V224H174V229H172V230H174L175 231V235H177L178 237L179 236H181V235H183L182 233L183 232H178V230H175V229H177L178 227ZM221 226H223V227H221ZM87 227H88V225H87ZM172 227V228H173ZM211 227H212V225H211ZM58 228H60V226H58ZM93 228V227H92ZM158 228H159V226H158ZM157 227H156V229H158ZM208 228H210V227H208ZM225 228V229H224ZM227 228V229H226ZM162 229V228H161ZM229 229V230H228ZM159 230V229H158ZM158 230H157V233H158ZM163 230H164V227H163ZM171 230V232H174V231H172ZM180 230V229H179ZM186 230V229H185ZM216 230V231H215ZM81 231V230H80ZM202 233H201V232ZM212 231H214V232H212ZM156 232V231H155ZM201 233V234H199V233ZM143 232H141V234H142ZM194 233H195V231H194ZM212 233V234H211ZM217 233V234H216ZM218 233H220V236L221 237H219V236H217V238H216V235H218ZM124 234V233H123ZM140 234V233H139ZM144 234V233H143ZM142 234V235H143ZM173 234V233H172ZM179 234V235H178ZM254 234V235H253ZM76 235V234H75ZM75 235H74V237H75ZM203 235V236H204ZM209 235V236H208ZM260 235V236H259ZM141 236V235H140ZM161 236V235H160ZM159 236V237H160ZM215 236V237H214ZM262 236H263V238H262ZM41 237V238H40ZM73 237V238H74ZM219 237V238H218ZM259 237V238H258ZM262 239H261V238ZM72 238V237H71ZM72 238V239H73ZM139 238H141V240L144 238V235H143V238H142V236L141 237H139ZM199 239V238H198ZM201 239H199V240H201ZM228 239V240H227ZM177 240V242H178V240H180V238H178V239H176ZM244 240V241H243ZM219 241V242H218ZM225 241V242H224ZM44 242V243H43ZM176 242V243H177ZM180 242H181V240H180ZM179 242V243H180ZM138 244L140 243V242H137ZM162 243H164V242H162ZM161 243V244H162ZM175 243V244H176ZM209 243V244H210ZM177 245V244H176ZM241 245L244 247L243 249H242V251L240 250L241 249ZM38 248H37V247ZM58 246V245H57ZM161 246V245H160ZM261 246V247H260ZM61 245H59L57 248L58 249H55L54 248V251L55 250H59L60 249V252H61ZM173 247V246H172ZM257 247H259V249L257 248ZM62 248H63V245H62ZM64 248H65V246H64ZM64 248H63V250H64ZM69 248V247H68ZM71 249L69 250V251H65L67 248H65V250L62 252V253H60V254H63V253H65L66 254V257L68 256V258H69V256H70V258L72 257L71 256V254L73 253V250H74V248H72V247H70ZM240 248V249H239ZM38 249V250H37ZM172 249H175L174 247L172 248ZM37 250V251H36ZM110 250V249H109ZM109 250H107L108 252H109ZM70 251H72V253L70 252ZM77 252V250L75 249L74 250V252ZM126 251V250H125ZM125 251H123L124 252V254L126 255L125 257L127 258L126 259V261L124 262V258L122 259V257L120 258V259H122L123 261H122V263H119V264H134L132 261H134V258L131 256V253H130V251H127V252H125ZM66 252H68V253H66ZM244 252V253H243ZM247 253V254H246ZM79 254H83V253H79ZM103 254V253H102ZM107 254H109V253H107ZM124 254H123V256H124ZM87 254H85V255H83V257L84 258H87L88 256H86ZM103 255H105V256H109V255H106V253L104 252V254ZM149 255V254H148ZM86 256V257H85ZM120 256H122V253H121V255ZM130 256L132 257L131 259H130ZM240 257H242V258H240ZM64 258V257H63ZM69 258V259H70ZM150 258L152 259V258H154L153 256H150ZM155 258H157V257H155ZM155 258H154V260H155ZM88 260H90V259H88ZM95 260H97V258L95 259ZM153 260V261H154ZM91 261V262H90ZM88 263H85V264H95V263H97V261H95L94 263H92L93 261L92 260H90ZM153 261H151V264H162V261L160 260V258H159V260H155L154 262ZM160 261V262H159ZM171 261V260H170ZM87 262V261H86ZM121 262V261H120ZM124 262V263H123ZM132 262V263H131ZM172 262V261H171ZM169 263V264H174V262H172V263ZM56 263H59V260H57V262ZM55 263V264H56ZM97 264H99V263H97ZM176 264H178L177 262H176Z\"/></svg>","mask_w":264,"mask_h":264}]
</instances>
